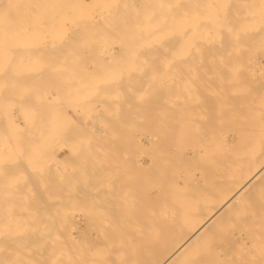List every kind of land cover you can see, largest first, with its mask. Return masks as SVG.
<instances>
[{"label":"bare ground","instance_id":"bare-ground-1","mask_svg":"<svg viewBox=\"0 0 264 264\" xmlns=\"http://www.w3.org/2000/svg\"><path fill=\"white\" fill-rule=\"evenodd\" d=\"M8 1L10 2L12 0H8ZM17 1H19V0H17ZM33 1L34 2H32V4H31V2H29V0L27 1L26 4L24 3V0H20L19 1L20 3L17 2L20 5V7H19L20 9L17 8V9H19V11L16 9V12L18 11L20 13L17 14L15 12V14H16V16H18V15L20 16V20L22 18H24L26 20V18H25L26 16H24V14L26 13V15H27V12L29 10L31 11V9H33L34 7H37V9L39 8L38 6L40 5V3H38V2H40L41 0H39V1L33 0ZM46 1H48L51 4L54 3L55 7H56V4H55L56 2L58 3V5H60L57 7H60L61 10L63 9L64 11H61L59 8V10H60L59 14H62L61 19L64 18L63 20H65V18H66L65 21H67V17H68V16H66L67 11L72 10L71 11L72 15L75 13L73 15V18H74L75 15L77 17V14L79 12L82 13L81 10H83L80 8L78 9L77 7L86 8V7H82V5L85 3H82V4L80 3L81 4V6H80V4L78 5V2H77V6L74 4L72 6V3H75V1L71 3L72 0L69 1L70 3H68V4H67V2L65 3L67 5L71 4L70 5L71 7L64 5L66 7H69L68 10L65 7L61 6L63 4H59V0L58 1L54 0L53 3H52V0L51 1L46 0ZM61 1L63 3V0H61ZM80 1H82V0H80ZM97 1H99V0H96V2ZM116 1L117 0H114L115 5L117 3ZM133 1H132V3H133ZM182 1L183 0H180L179 3H177L176 5L168 4V3H161L160 4V2H159V4H155V5H154V3H147L145 5L146 7H149V8H157L159 11H160V9L166 10V11H162V12H159L158 10H156L157 12H153L154 16H155V14H157V15H160L161 18L159 19V21H157V20L150 21V24H153V26L149 25L151 28H148L146 26L148 28L147 30H149L147 32V30L145 29V31H146L145 35H147L146 36L147 38H149V37L151 38L150 35H152V33H153V35L154 34L156 35L157 34L156 32L158 30H160L159 28L163 27L162 30H163V32H165L163 34L164 35L166 34V37L169 36V35H167V32H170V31L173 32L178 28V30L181 29L180 32L182 31V33L179 35L180 37L182 36L180 39H185L184 38L185 34H183L184 33L183 30L190 29L191 27H193L195 25V23H196V25L198 24L199 26L197 25L198 26L197 27L195 25L194 27L196 29L191 28V30H189L188 32L198 30L197 33H199V31L202 30V32H204L203 30H205V32L203 34L206 33V36H208L207 33H209V32H206V30H207L206 26L208 27L210 22H213L216 20L214 15L216 14V17H217V13L212 15L213 11L211 9L207 10L208 13L207 12L206 13L209 14L210 21H204V19H200V17H198L199 15H196V14H199V13H197L199 11H203L202 9L199 8V7L202 8V6L200 5L201 2L199 3V1L198 2L196 1L197 5L195 6L196 3H195V1L192 0L193 2H191V3L193 4V7L195 6L194 8L196 9V7H197V9H199V10L197 12L192 10L193 9L191 6L192 4H189V6L192 9L191 8L188 9L189 10L188 12L192 11L193 13H190V15L193 14L192 15L193 19L197 16L196 19L200 20V21H197L195 19L194 20L191 19L192 23H194L193 26H191L192 24H191V21H189V19L192 18V16H189V14H188L187 17L189 19L185 18L187 13L184 11V9L185 8L187 9L188 5H186V3L182 2ZM189 1H191V0H189ZM234 1L235 0H233V2H231L230 0H227V2L222 1L221 3L224 6L227 5V11L230 8V10L228 11V12H231L230 14H232V13L233 14L235 13L234 15L237 14V16H235L236 18L238 17V15L240 17H242V14H241L242 12L240 11L241 12L240 13L238 10V8H240V7H238V4L236 5L235 4L236 2H234ZM103 2L105 3V1H103ZM118 2H119V0H118ZM258 2L260 4H258L257 7L258 8L261 7V8L258 9L255 7H249V9L251 8V10L254 8L253 9L254 13H252L253 11H251V10H249V12L247 11L248 13L246 12L247 15L245 12H243V15L245 14L246 17L247 16L248 17L253 16V19H255L254 16L257 17L255 20H252V21H254V23L253 22L251 23L249 20L252 18L247 17L248 18V21H247L246 20L247 18L245 16H243V18L245 17L246 19H241V18H240L241 20L237 19L240 22L242 21L243 24H245V25L240 26L241 28L243 26V28L239 29V26H238L239 30L238 29H236V30L232 29L230 34L228 33L230 31H228V32L225 31V30L229 29L228 27L226 28V26L228 24L227 25L225 24L226 26L224 28H219L220 25L216 24L218 26V29H220V32L225 31L224 33H227V36H226V34L223 35L222 32H221L222 35H220V36H217L216 35L217 33H214L216 35V37H214L215 36L214 34L212 36L210 35V38H212V40H213V38L215 39V41L217 39H219L220 42L217 40V44L214 40H213L214 42L212 41L213 44H212V42L209 43L210 41L206 40V36L203 35L202 33H201V35L203 37L204 42L206 40L208 43H206V42L204 43L201 36H200V40L202 42H200V41L197 42L196 40H199V34L197 35L198 37L197 36L193 37V38L196 37L195 41L191 40L192 41L191 42L188 40L189 41L188 42L187 36H186V40L185 41L183 40L182 43L181 42L179 43V40H178L179 37L177 36L178 38H175L176 36L175 37L172 36V34L170 32L169 34H171L170 36H172V37H170L168 40H166V42H165V40L164 41L160 40L161 44L159 42V44H160V45L158 44L159 46L155 45V47L156 46L158 47V48H156V50L153 49V51H150V49H149V51H148V49L144 50V49L140 48L141 50H143V51H140V52H142V54H138L135 52L136 53L135 55L138 57H136V56H133V57L137 58L138 61H139V59H138L139 57H141V58H144V56H148V57L151 56L152 57V59L142 60V62H144L146 66H147V64H149V66H150L151 63H152V65L156 66L155 65L156 61L154 63V60H153L154 57L153 56L154 55H155V57L159 56V58L162 59V57H160V55H161V56H163L162 62L169 64L168 66H170V70L172 72L174 71L177 73V75L175 74L174 78H168L169 81L171 79V82L167 83V81H166L165 84H161V87H159L160 86V84H159L158 85L159 89H157V87L153 88L154 87L153 84L155 85L156 83H148L151 81L149 78H152L154 76H151L149 74H147L148 75L147 76L145 74L149 79V81H147V77L145 76V79H144L146 81L145 84L148 83L147 86L150 85V87L148 86V88H146L148 90V93L144 94V95L147 97V101L144 102L143 106L145 108L144 107L143 108L147 112L146 118L148 119L149 123L147 120L143 121V122L148 123L145 128H150V127L155 126V127H157V129L159 131L156 130V132L158 131L156 137L154 136L155 134L153 136L151 135L153 133V131L155 130L154 128H153L154 130L152 129V133H149L150 130H149V132H146L145 134L143 133L144 138H145L144 145H142L140 143L139 148L141 150V147H143L144 152H145L144 153L145 154L144 166H142L140 163H138L139 166L137 164L132 165L134 168L139 167V172L140 171L144 172V176H143L144 180L142 183L143 185H144V183H146L145 187L142 185L144 188L143 191H145V192H142V193H144V195H142V196H144V223H143L144 226L142 227L139 225L138 228H135V227L131 228V226H133V225H131V222L136 223L137 225L141 223V221H140L141 219H139V217L142 216L141 215V213H142L141 212V206L142 205L140 204V202L138 203V205H136L134 203L135 200H134V202H132V201L130 202L129 200L127 201L126 200L127 197H125V195H129V193L130 194L135 193L139 189V186L141 185L142 181L138 178V176L137 177L134 176V174H133L134 172L132 173V175H129V173H122L119 171V172H115L113 174V177L109 176L108 178H106L102 181H100V180L96 181L95 178L92 179L94 173L89 171L93 166L92 163H94V162L91 163L92 166L89 164V161L91 160L90 156L92 155L91 152H89V151L93 150V145H91L92 139L91 140L89 139L90 142H87V143L83 144L82 146H80L81 142L77 143L76 142L77 140L75 141V139H74V141L76 142V143L75 142L74 143L77 146V149L75 150V152H76L75 156H77L76 157L77 160L80 159V161H78V162H81V163L78 166H80V168H82V171L77 172V170H76V174L78 177L81 174V177L77 178L78 180H76V183H79L80 185L77 187H70V185H68V188L66 190V187L64 188L65 185H63L65 182L67 183L65 177H64L65 181L60 180L62 182L64 181L63 184H62V182L60 183V182H58L59 180H57L59 185L60 184L63 185V187H62L63 190L62 189L61 190L66 191V195L62 193V195H64L63 199H65V201H66V202H64V204L65 203L67 205L70 204L72 206L71 208L73 210H75L74 206H76V210H75L76 215L74 214L75 212L73 210H69L70 212L71 211L73 212L72 218H71V215H68L69 216L68 218L69 219L71 218L70 222L68 221V218L65 219L66 222L62 219L66 223L65 224L62 221V223H64L65 227L69 223L68 227L64 228V226L59 227L60 225H57L58 224V221H57L58 218H59V221L61 220L60 218H63L62 215L59 216V214L61 213V210L59 211L57 209L59 207L58 205H60V203L63 202V199H61V195L59 198L62 200V202H60V201L58 202V200H57L56 201L57 203H54L55 201H53V199L56 197L53 198V196L52 197L50 196V198H53L52 199L53 202L51 201L52 203H50V204H52V206H50V207H52V209H53V211L51 212L52 217L49 215V216H47V218L48 217H50V218H48L45 221H42L41 216H43V215H41V216L39 215V217H37L38 216L37 214H39V212L43 211V209H41V207H40L41 204L46 203L48 201L46 199L48 197H46L44 194H43L44 196H42V198L39 195H38L39 197L37 196L38 199L36 198V200L38 202L37 204L40 205L39 211L36 212L37 214L35 212L33 213V210L31 211L32 215L28 211L26 214H24L26 212V209L29 210L28 206L32 207V205H34V204H32L33 200H34L33 198H35L36 196L35 197L30 196L29 197L26 195L32 191V196H33L34 195L33 192L35 189H36L35 192H37V189L39 188V186H36L38 184H34V182H35L34 180H36V179H33L32 183H33V185H35L38 188L31 187V180H29L30 177L27 176L29 178L28 181H30V183H29L26 180L27 177L25 176V178H22L20 180V182L23 181V184H21V186H23L24 188L20 187L19 186L20 182L17 181L16 182L17 184H14L15 186L13 185V188L8 190L10 188V186L7 189L6 185H11V183L9 182L10 180L7 181L6 177H4L6 180L4 178H1V177L5 175V172L8 173L12 169H13L12 170L13 172L15 170L14 174H16V168L18 169L16 175L21 174L23 172L22 171L23 167L25 166V164L27 165L28 163L34 164V166L32 165L33 167L30 166V164H29V166H30L29 168L33 169L32 173L30 171V173L32 175L33 172H36V171H34V170H36L34 168L38 167V165H37V167H35V165L39 164L37 162L40 161V159H39L40 151H44L43 154L48 155V157L50 155H53V154H50V155L47 154L48 151L45 153V150H47V149H45V150H42V148L39 149V146H38V151L36 152L37 156L35 154L32 155V152H30V151L32 149L35 150V148H37L34 146L42 143L38 139H41V140L44 139L45 140V137H44L45 133L47 135V138L49 137V134H50V138H51L50 140L51 141H49V143L52 142L51 144H53V142H55V140L59 139V137L64 139V137L66 136V133H68V132H66L65 129H63L61 126H59L60 124H62L65 121H63V122L61 121L60 123H58V121L60 119L59 118L57 119L58 116L56 117V115H58L59 111H60V113H59V115H60L61 111L63 110V108H62V110L59 109V107H61V106H59L60 104L58 103L57 107L51 105V106H53V107L50 106L51 108L48 107L47 106L48 104H47L46 107L48 109L45 108L44 110H41V109H43L45 104H44V106H39L40 105L39 103L33 104L31 101L33 99V97H32L33 93H31L30 91H31V88L33 89V87L40 86L39 85L40 83L44 82L43 85L41 84V86H43V87L45 86V88H46L49 83L51 84V82H52L53 83L52 85H54V84L58 83V82H56V80H59V79L61 80L63 78L60 76H54L53 75L54 72L52 73V71H55V72L58 71L59 74H61L60 72L62 71L64 73V70H65V72H66L65 76L67 75L68 72L70 73L72 71L74 73L72 68H68V66L71 67V65H72L71 62L73 60H71V58L66 59L71 64V65L67 64L68 62L66 61V65H68V66H65V68L67 67V69H65L63 67L61 69H58L59 63L61 65L65 64V63H61L59 61H57L55 63L58 65V66H55V68L57 67V69L51 68L52 66L50 67V65H49V67H46L47 65L45 66V64H47V63L50 64L51 62H55L57 57H60V59H61L62 58V51L66 50L68 47H70V48L74 47L76 49V47L83 46V45H80L78 43L73 45L72 43L75 39H73V41H72V38L70 37L72 35L68 31L69 34L65 36L66 38L64 37V39L69 43L67 48H66V44H65L66 41L63 39L65 42L63 44H65V45H60V46L61 47L65 46V49L60 50V49H62L61 47L60 48H58V47L53 48V46H52L51 47V48H53L51 50L52 52H48V54L45 53L44 51H42V49L40 50V47H43V48L47 47L46 44H48V43H47V40L45 41L43 39L44 36H42L43 34L41 35V31H46V33L47 32L51 33L54 30H57V29H54V30L52 29L53 31H51V28L48 27L47 25L46 26L48 28L47 27L46 28L40 27V24H42V23L44 24V22L46 20H48L47 23L49 24V26H52L51 24H53V23L55 24V21H53V17H52V19L51 18L47 19L46 16H48V14L46 15V13H45L47 11V9H45L46 7H44V9L46 11L43 14L44 15L43 19H41V17L40 18L38 17V19H36L35 22L33 23L31 20H33V18H34V16H36V14L31 19V17L33 15L32 12H31L32 15H31L30 19H28V17H27V19L30 21L26 20L25 22L30 24L31 26L33 25V29L31 28V31L27 28L19 27L20 26V22H19L20 20L18 21L19 26H17V28L18 27L19 28L18 29L16 28L14 30L13 27H12L13 29L9 28L10 25H7V26H9L8 28H6L3 25L7 24L8 20H10L7 18L8 16H10V17L15 16L13 13V10H15V9H12V11H11L12 15H11V13H8L10 9H7V8H10V7L9 6L7 7V2L4 1V4H3V1H2L3 6L2 5H0V6H1V8L3 7V10H0V12L3 11L4 13H3V16H2V13H0L1 14L0 18L2 20V21H0L2 23V26H0V129H4L7 126V128H6V130H7L12 125V127H14L15 129L18 130L20 128V130L19 131L16 130L15 133L18 132V134H14V133H11L12 132L11 131L12 127H11L10 128L11 130L9 129L7 131L8 138H7L6 130H0L1 131L0 134H2V135L5 134L4 137L6 138V139L3 138L4 141H2V143H0V144H4L3 145L4 147L0 148V150H2V151H0V190H1V193H3V195H0V203H1V200H3V202H4V199H5V202H6V200L7 201L10 200V202L17 200V201L13 202V203L17 202L13 205L10 204V202H8V203L6 202L7 205H3L5 203H2V204H0V208H2V209L4 208L6 210L8 209L5 212L7 213V215L10 214L11 218L13 217L12 219H14V222H18L19 219L20 220L22 219L21 217L18 216L19 212H20V215L22 213L23 218L26 219L25 216L26 215L28 216L29 219H26V220H28L29 223H33V224L34 223H41V224H44L45 228L40 229L37 227H34V228L27 227V229L25 231V227H21L20 229H16L14 227H12V228L3 227V230L8 232L7 236H5V239H8V240L2 241L3 237L0 236V240H1V242H0V264H243V262L238 259L242 255L240 253L241 250L240 251L237 250L238 247L240 246V244L238 242L235 244L233 243L232 247H230V248L234 247L237 251H233V253H235V254H233V256L231 258H228V259L225 258V253L222 252L221 249L219 250V247L217 250H216V248H213V249H215V251H212V250L207 251L206 249H208L207 248V247H209L208 245H210L212 242L214 243V241H212L213 239L209 240L210 238H212L214 236L213 234L215 233L214 238H216V233L218 231L222 230L225 227V225L228 224L229 222H231V221L233 222L234 219L232 220L231 218L236 217L237 218L236 222L241 223V224H239V226H240L243 223L246 224V222H249L250 219L249 220L245 219L246 216L252 215L254 217L253 220H255V218L258 217V216L256 217L257 214L263 213V215H264V63L261 61H257L256 63H252L251 65L248 64L249 66H246V65L243 66L244 64H246V61L239 59V57H243V55L245 54L244 50L247 48L249 49V47L245 48V47H243V45H241L243 40H250L249 42H251L253 39L258 40L259 43L253 41V43H255V45L251 46L250 44L252 42L248 45H250L251 48L254 46V50H255V46L257 44L256 48L257 47L260 48L259 50L264 54V11H263L264 9H262L264 6V2L262 0H258ZM132 3H131V5H133ZM12 4H14V3H12ZM46 4H47V2H46ZM111 4H113V0H112ZM119 4H117V5H119ZM245 4H247L246 1H245ZM122 5H123V3H122ZM223 5H221V6H223ZM15 6H16V4H15ZM84 6H86V5H84ZM109 6H110V4H109ZM129 6H127L128 7L127 11H129V9H130ZM209 6L210 5L208 3V8H209ZM249 6H251V5H249ZM252 6H253V4H252ZM16 7H18V5ZM72 7H73V9H72ZM119 7H120V5H119ZM119 7L117 6V8H119ZM174 7L178 8L179 11L178 12L171 11ZM242 7L245 8V7H247V5H244V6L242 5ZM11 8H14V6ZM232 8H235L237 10L233 9L234 11L232 12V10H231ZM37 9H35V10L33 9V10L36 11ZM74 9L76 11H74ZM115 9H116V6H115ZM240 9H242V8H240ZM38 10H40V8ZM65 10H67V11H65ZM78 10H79V12H77ZM113 10H114V7H113ZM121 10L122 9H120L118 11L115 10V11H117L116 13H114V12L110 13V16L112 15V17H110V18H112V19H109V17L107 16L106 17L107 19L106 18H105V20L103 19L104 22L103 21L100 22V20H102L101 17H99V16L93 17V16H91L92 14L91 15L88 14V16L89 15L91 16V17H88V18H90L89 21L92 19V22L90 21V23L86 22V21H88L87 20L88 18L85 19V16L82 18H84L86 21L84 19H83V21L80 20V19H82L80 16L77 17V18H80L78 20L77 19L75 20V18H74V21H75L74 25L77 26L76 28L74 27L75 29L73 28L74 34H76V37L79 38L80 41L81 40L82 41H90L91 40V42H92V39H94L92 36H93V34L95 35V33H97L96 31H98V25L100 27L101 24L104 23L103 25L105 26V23H106V26H107V24L109 22V24H112V26H113V23L116 24L117 27L113 26V29H112V26L103 27L104 29L103 30L101 29L102 31L99 30L98 32H101V34L105 30H106V32H108L107 29H109L108 27H110L109 32L113 33L114 31L117 32L119 29L121 30V28H118V27H121V26L125 27L126 26V28L123 27V29H125V30L121 31L123 33L122 35L124 36L126 29L128 31L129 24L127 21H129V19H130L129 17H131L130 16L131 13L128 14L129 17H127L128 15H125L124 12L121 13L123 11V10L122 11ZM243 10H245V9H243ZM223 11H224V9H223ZM228 12L226 13V11H225L226 14L223 15L224 16L223 18L228 17V15H227V14H229ZM236 12H238V13H236ZM194 13H196V14H194ZM203 13H201V14H203ZM8 14H10V15H8ZM80 14H78V15H80ZM207 14L205 16H207ZM248 14H250L251 16ZM83 15H86V14H83ZM83 15H81V16H83ZM225 15H227V16H225ZM37 16H38V12H37ZM174 16H176V17H174ZM169 17H171V18H169ZM68 18L71 19L69 21V23H71L73 21L72 20L73 18H71V16H69ZM93 19H95V20H93ZM220 19H222V17H220ZM107 20H109V21H107ZM211 20H213V21H211ZM225 20H226V18H225ZM51 21H53V23H51ZM193 21H195V22H193ZM227 21H228V19H227ZM29 22H31V23H29ZM187 22H188V24H187ZM255 22H256V24H255ZM22 23H23V21H22ZM99 23H101V24H99ZM135 23H138V20L136 22H134L133 24H135ZM248 23L250 26H253V24H255V26L257 27L254 29V32H252L253 35L252 34L250 35V32L253 30H251L252 28L248 25ZM130 24L132 25V23H130ZM177 24H178V27L176 28L175 26ZM179 24L181 25V27H179L180 26ZM185 24H187V26L190 28H188ZM182 25H184V26H182ZM213 25H214L213 27L215 29L212 28V24H211L209 26L208 30L217 31L216 25L215 24H213ZM222 26H224V25H222ZM182 27H183V29H182ZM115 28L118 30H116ZM131 29H132V27H131ZM131 29H129V31H131ZM223 29H225V30H223ZM61 30L66 31L63 29H61ZM139 30L137 29L136 31L138 32ZM233 30L235 31L234 36L232 33ZM243 30H244V32H243ZM49 31H51V32H49ZM60 31L57 30L58 33L55 31V34L57 33L55 36H58V34H60L59 33ZM127 31H126V33H128ZM237 31H238V34L241 31L239 35L236 34ZM10 32H12V33L14 32V33L13 34L11 33V35H10L9 34ZM141 32L144 34V30H141L138 33H141ZM195 32H192V33H195ZM119 33H120V31H119ZM119 33H118V35H116V37L118 36L121 39V37H123V36L121 35V33L120 34ZM129 33H128L129 35L125 36L126 40H123L125 37L122 38V40L124 41L122 44L123 45L125 44L121 48L122 51L123 50L125 51L124 48H128V49H126V50H128L127 52H129V50H130L129 49L130 45H129L128 41L131 40L129 36L132 33L131 32H129ZM142 33L140 35H137V37H135L134 41H137V42L144 41V39H146V37ZM174 33H176V32H174ZM197 33H195V34H197ZM176 34H174V35H176ZM8 35H10V37ZM104 35L107 37L106 33L103 34V37H104ZM119 35H121V36H119ZM186 35H187V33H186ZM190 35L191 34H189V36ZM48 36H49V34H48ZM55 36H53V37H55ZM59 36H61L63 38L62 35H59ZM189 36H188V38H189ZM11 37H13V38L17 37L15 39L12 38V40L13 41L18 40V41L17 42L16 41L15 42L10 41L9 39ZM39 37H41V38H39ZM97 37H98V34L96 35V38ZM99 37L100 38H98V41H99V39L101 40V36H99ZM103 37H102V41H100V42H103ZM109 37L110 36H108V38L107 39L105 38V39L111 40L112 37H110V38ZM232 37L234 38V41H236V42H238L237 40H241L240 43H238V44H239V47L242 46L244 48L243 49L241 47V49H240V50H242L241 51L242 53L240 51H238L239 48L238 49L236 48L237 50L234 53H232V51H230L234 47V46L233 47L231 46V44H233L234 41L232 40L231 42H233V43L230 42L231 44L226 42V41H230V39H232ZM127 38H129V39H127ZM158 38L159 37H157V39L156 38H154V39L158 40ZM29 39H31V41H32V43H30V44L28 42ZM38 39L39 40L43 39L46 42V44H45L46 46L45 45L42 46V45H40V43L37 44ZM160 39H161V37H160ZM163 39H164V37H163ZM189 39H191V37ZM43 40H41L40 42H44ZM106 40H104L103 44H105ZM176 40L178 42H176ZM71 41H72V43H70ZM7 42H9V43L13 42V44L15 43L14 45H16V46L12 45L13 47H15V49L12 47V50H11V48H10L9 44H7ZM76 42L74 41V43H76ZM94 42H95V39L93 41V44H95ZM150 42H151V40L147 44H150ZM162 42H164V43H162ZM184 42H186V43L191 42L192 45H190L191 44L190 43L189 45L187 44L188 45L186 47L187 49L183 48L186 46V43H184ZM194 42H195V45H194ZM196 42H197V44H196ZM153 43H155V42H153ZM198 43H201V44L199 45ZM202 43L205 45L206 44H208V45L205 46V45H202ZM137 44H141V43H137ZM177 44L179 45L180 48L179 49L175 48V50H176L175 51L174 47H178ZM209 44H211V45H209ZM238 44L236 43L237 47H238ZM242 44H244V43H242ZM8 46H9V50L7 51ZM145 46H146V44H144L143 47H145ZM148 46H146V47H148ZM151 46L152 45H150V48H152ZM191 46H192V48H191ZM244 46H246V45H244ZM83 47L88 48L87 45H85ZM130 47L132 48L133 44H131ZM153 47H154V45H153ZM193 47H195L196 49L194 50ZM206 47H209L210 49H208ZM1 48H3V49H1ZM70 48H69V50L65 51V53L67 52L66 53L67 55H70L73 53L72 51L77 50V49L75 50L74 48H73V50H71ZM112 48H114V47H112ZM251 48L248 51H251ZM190 49L193 51H191ZM204 49L206 52L202 51ZM206 49L209 51H207ZM132 50H133V48H132ZM188 50H190V51H188ZM254 50H253V52H254ZM257 50H255L254 53L257 52L259 56L263 57L264 55H260L261 52H259V50L258 51ZM100 51H101V49H100ZM106 51H107V49H106ZM233 51H234V49H233ZM77 52H80V50ZM107 52H109V51H107ZM127 52H126V55L128 54ZM43 53H45V54H43ZM97 53H96V55H97ZM143 53H144V56H143ZM249 53H251V52H249ZM66 54H64L63 57H65V58L71 57V56L67 57ZM124 54H125V52L123 53V55ZM246 54H248V52H246ZM108 55H110V54H108ZM112 55L114 56V54L111 53V57H112ZM123 55L121 54V56H123ZM169 55H170V57L176 55L173 58H176L179 55V56H181L180 57L181 59H175V60L174 59H168ZM195 55L198 58L196 57L197 58L196 60L191 59V58H194L192 56H195ZM42 56L43 57L46 56L48 58L46 60H45V58H43V60H42V58H41ZM3 57H5V58H3ZM8 57L11 60L8 59ZM125 57H127V56H125ZM128 57H130L129 54H128ZM133 57H130V60H135ZM204 57H206V58H204ZM65 58H63V59H65ZM97 59H98V57H97ZM247 59H248V57H247ZM57 60H58V58H57ZM92 60L93 59L91 58V60H89V62H91ZM119 60H121V59H119ZM127 60H129V59H127ZM137 60L130 61V62L131 63L134 62L133 63V65H134L135 63H138ZM122 61L126 62L124 60H121V61L116 60V62L123 63ZM140 61H139V63L143 64ZM159 61H161V60L159 59L157 62H159ZM63 62H65V61H63ZM82 62L84 63V61H82ZM82 62H80L79 65H77V64H75V65H77V66L81 65L82 66L83 65ZM130 62L127 63V64H129V66L132 65V64H130ZM74 63H75V61H74ZM76 63H77V61H76ZM110 63L111 64H109V66L107 68H100L99 71L97 70L98 69L97 67H96L97 71L96 70L93 71L92 69H88L86 66H85L86 68H82V69H77L76 68L77 66H76L75 67L76 70L74 69L75 70V76L71 77L70 75H68L69 77H67V76H66L67 78L64 77V78H66L64 80H67V83H66L67 87H68L67 92H62V93L59 92V94L57 93L58 95H61V96L64 94L66 95V97H67L66 99L68 100V102L66 103V106L68 103H70L72 101L70 103V105L68 104L70 106L69 108H73V106L75 107V104H77V105L79 104V106H77V108L78 107L80 108V106H82L85 108V110L86 109L88 110L89 107H90V109H92L91 107L95 106L94 103H97V104H100V107H102L104 109L103 113L105 112V115H106V112H107V114L112 113V114H108L109 116L108 115L104 116L103 113L102 114L98 113L99 120H97V121L101 123L100 128L105 127L104 129H106L107 133H108V130L110 129L109 130L110 135L108 134V136H105L107 134H106V132H104L105 130L103 129V133H105L104 134V140L106 137H107L106 140H108L110 137H112V139H113V136L115 137V135L117 134L116 132L118 131L117 126H119L120 123L118 125H116L115 130H113V127L115 126L116 122L117 123L120 122V120H118V119L123 118V120H124V118L127 117L126 114L128 111L125 114L122 107L125 106L123 108H126V106L129 103V102L128 103L125 102L126 98L128 99V97H126L125 99L123 98L124 102L118 100L119 103L121 102V104H123V105L120 104L121 105L120 106V105H118L119 103L116 104V102H118L117 99H120L121 96H123L122 94H124V92L123 93L117 92L120 95V98H119V96L115 92V91H119V90H114V87L115 88L119 87L120 86L119 83L126 86V83L124 84L123 80L121 81V78L124 77L125 80L127 79L126 81H130V78H128L129 76L131 77L130 70L127 66L129 72H126V71H128V70H125V69H127V68H125L126 65L124 67H121V65H120L119 66L120 69H116V67L114 66L115 70H117L118 73L120 74L119 76H121L120 80L118 79L119 77L118 78L115 77L116 79H114V80L116 81L118 79L119 81L117 80L118 84H116V83L114 84V82H113L114 80L112 79V78H114V76L112 75V78H110V76H111L110 73L112 70H114V67L112 70L109 69L110 65L112 66L114 64V62L112 63L110 61ZM121 63H119V64H121ZM247 63H248V61H247ZM2 64H3V66H2ZM6 64H8V65H6ZM240 64H243V65L239 66ZM9 65H11V66L9 67ZM123 65H124V63H123ZM133 65H132L133 69H131L133 74H135V73L140 74L141 72L146 73L148 71L151 72L152 70L156 69V68H154V66L151 67L152 66L151 65L150 67L145 66V67H143L144 69L141 68L139 70H136V69H134V67H136L138 64L137 65L135 64L134 66ZM72 67H74V66H72ZM166 67H167V65H166ZM121 68H125V69H121ZM150 68H152L151 71L147 70ZM76 71H79V73H78L79 75H80V73L82 74V72L84 75L76 76V74H77ZM121 71L126 75H127V73L130 75L129 76L121 75V73H122ZM160 71L162 72V70H160ZM165 71L163 70V72H165ZM58 72H56V73H58ZM93 72L106 73V74H109V76L106 74H104V75L101 74L102 76H98L100 73L97 76H93L92 75ZM49 73L51 76L49 75ZM143 73H142V76L144 75ZM111 74H114V73L112 72ZM139 74H138L139 77L135 78V76H133L131 80H133V79H134V81H135V79L140 80V78L142 76H140L141 74L140 75ZM116 75L118 76V74H116ZM158 75H160V73L156 74L157 77H158ZM73 78L75 79V81H77V79H80V80H83L84 82L82 83V81L79 82V80H78L77 83L75 82L77 84L76 85L74 82L69 80V79L73 80ZM94 79L95 80L99 79V81L103 80V82L105 79H107L106 81H108V80L110 81V79H111V81L113 80L112 81L113 83L111 84L108 81V84H110V85H107V84H105V82L104 83L102 82L104 86L105 85L108 86L107 87L108 89H107L103 85L101 86V82L99 83L100 84V87H99L98 86L99 84L97 83L98 84L97 85L95 83ZM154 79H156V78H154ZM185 79H187L188 81H191V82H189V84H186ZM90 80H92L91 82H93V80H94L93 84H96L94 87L92 86V83H90ZM86 81H88V82H86ZM45 82L47 83V85ZM78 83H81L82 86H81V84H80V86H78L79 85ZM89 84H91V85H89ZM185 84L189 85V86H187V87H189V89L187 88L188 91L186 89ZM111 85H113V86L115 85V86L112 88ZM54 86L52 88H54ZM91 86L93 87V89H92L93 91L100 94V95H98L96 93L97 94L96 99H94V97H96L95 96L96 94H95V92H93L91 90V88H92ZM96 86H98L97 89H94ZM59 87H61V86H59ZM63 87H65V86H63ZM109 87L112 90H114L115 94L118 96V98H116V100H114V99L112 100L113 102L116 101L114 103L107 100V98L110 97L112 94H114V92L110 93L109 95L108 94H104V95L102 94V93H106L107 90L109 92V89H110ZM128 87H129V85H128ZM47 88H49V87H47ZM104 88H106V92L102 91V89H104ZM120 88L122 89V87H120ZM149 88H151L150 91H149ZM41 89H42V87H41ZM123 89H124V87H123ZM79 90H81V91H79ZM89 90L91 92H89ZM127 91H126V93H127ZM170 91H171V93L174 91L177 92L178 100L176 101V103L173 101V103L171 102V103L160 104V102H159V104H157V103H154V101H151V99L154 98L153 97L154 95L157 96V94L158 95L162 94V95L166 96V94L168 95L170 93ZM186 91L189 92L188 96H186L187 95ZM40 92H42V91H40ZM129 92L132 94V96H134L136 94L135 92L132 93L133 91L132 92L129 91ZM89 93H94V94H93V96H91L92 94L89 95ZM126 93L124 95H126ZM130 93H128V94L131 95ZM101 94H102V97H100ZM73 95L77 96V98L75 97L76 100H75V98H73L74 97ZM129 95H126V96H129ZM144 95H142V97ZM79 96H81V97H79ZM106 96H107V98H106ZM117 96H114V98ZM136 96H138V95H136ZM139 96L141 97V94ZM145 96H144V100H145ZM31 97H32V99H31ZM69 97H71L72 100ZM103 97H105L108 102L107 101L105 102ZM78 98H79L78 103H76ZM134 98H136V97H134ZM66 99H65V101H66ZM108 99L110 100V98H108ZM123 99H121V100H123ZM35 100L39 101L40 99H38L36 97ZM90 100H94V101H90ZM129 100H131V99H129ZM132 100H134V99H132ZM157 100H158V97H157ZM58 101L60 103L61 102L64 103L63 100L62 101L58 100ZM73 101H75V102H73ZM138 101H139V99H138ZM55 102L56 101H54V103ZM91 102L93 105L91 104ZM72 103H73V106L71 105ZM124 103H125V105H124ZM90 104H91V106H90ZM130 104H131V102L129 103L128 106H130ZM42 105H43V103H42ZM67 107H66V109H67ZM111 108H115L113 111H115V110H117V111H115L113 113ZM46 109L48 111L50 109V114H48L49 112L46 111ZM75 109L76 108H74V111H75ZM127 109L129 110L128 107H127ZM127 109H125V110H127ZM119 110L123 114V117H122V114L119 112ZM131 110L132 109H130L129 111H131ZM2 111H3V113H2ZM5 111H7L9 113L6 114L7 112H5ZM13 111L14 112L17 111L18 114L21 115L20 120L24 122V123L21 122L22 124H26L29 122L30 125L28 124V127H29V129H31V133H30L29 129H28L29 130L28 131L27 129H23L24 127L21 128L20 123L16 122L15 117L17 115L15 116L14 113L12 114L11 112H13ZM39 111H41V112H39ZM42 111L44 113L47 112V115H50L49 119L47 117L46 118L43 117L44 114H42ZM56 111L58 112L57 114H56ZM74 111H73V113H76L77 110L75 112ZM62 112L64 114L65 109ZM142 112H143V110H142ZM80 113H82V112H80ZM117 113H119L122 118ZM130 113H132V111L129 112V115H130ZM135 113H137V111ZM63 114H62V118L65 117L66 121L70 120L71 123L74 122L71 117L68 118L65 115L63 117ZM133 114L134 113H132L130 116L135 118L134 117L135 114L134 115ZM4 115L5 116L7 115V117L5 119H3L4 117H2ZM79 115H81V114L78 113L77 116L79 117ZM112 115H117V117L116 116L112 117ZM60 117H61V115H60ZM95 117L96 116L93 117V116L87 115L88 123H90V122L93 123L92 120L96 121ZM109 117L114 118V119L116 118V120H118V121L115 122L114 119H111ZM62 118H61V120H62ZM108 118H109V120H107ZM136 118L141 119L140 117H136ZM143 118H145V117H143ZM110 119H111V122H113V121L115 122V123H113L114 126L112 123H111L112 125L110 124V122H109ZM135 119H133V121H135ZM106 120L108 121V123L106 122ZM141 120L135 121V122H139V123L141 122L142 123ZM155 120L159 121V123L157 122L158 124L156 123V125L151 123V121H155ZM129 121H132V119ZM133 121H132V123H133ZM70 122L67 121V122H65L64 125H66L68 123V125L70 127V125H71V124H69ZM128 122H127V124H129ZM132 123L129 124V126L131 125V128L135 129L137 126L134 127V125H132ZM68 125H67V127H68ZM73 125H75V123ZM76 125H77V123H76ZM86 125H87V122H86ZM135 125H136V123H135ZM25 126L27 127V125H25ZM31 126H32V128H30ZM87 126H89V125H87ZM124 126H122V127H124ZM126 126H128V125H126ZM58 127L62 128V129H60V131H58L57 130ZM120 127H121V125H120ZM142 127L144 128V126H142ZM142 127L139 125L138 129L141 128L140 130H142ZM71 128H72V126H71ZM92 128H93V126H92ZM107 128H109V129H107ZM116 128H117V130H116ZM22 129L25 130L27 134L23 133L24 131ZM134 129L132 130L133 133L135 131ZM128 130H130V127ZM140 130H139V132H140ZM3 131H4V133H3ZM113 131H116V132L113 133ZM120 131H122V129ZM91 132L94 135L93 131H91ZM91 132L88 131L87 134L91 133ZM94 132H95V130H94ZM112 133L113 134L116 133V134L113 135ZM10 134L13 135L14 140H15L14 137H16L15 141L10 140V139H12ZM118 135L120 136V134H118ZM71 136H73V135L71 134ZM88 136H90V134H88ZM9 137H10V139H9ZM39 137H41V138H39ZM82 137H83V135H82ZM99 138H101V139H98V138L97 139L100 140L99 143H101L103 140L102 136L99 135ZM120 138H121V136H120ZM24 139H26V140H24ZM53 139H55V140H53ZM97 139H95V141ZM1 140H0V142H1ZM119 140H121V139H119ZM38 141H39V143H38ZM109 141L112 143V145L114 143L111 140L105 141L106 145H108V147L111 145V143ZM114 141H115V139H114ZM23 142H27L28 145H26L27 143L26 144L24 143V145H23L22 144ZM58 142H59V140H58ZM118 142L117 143L120 144L122 142V140H121V142L120 141H118ZM71 143H73V142L71 141ZM94 143H96V142H94ZM133 143H135V142H133ZM42 144L45 145L44 142ZM103 144H105V143H103ZM75 145L74 144L72 145V146H74V149H75ZM23 146H26L28 149L31 148V150L29 151L31 154L28 151L25 152ZM28 146H30V147H28ZM121 146H122V144H121ZM111 147H110V149H111ZM3 148H5V150H3ZM54 148H52V151ZM61 148H63V147H61ZM83 148H85V149L88 148L87 150L90 149L88 151L89 153H87L86 150L82 151L81 149H83ZM115 149H116V147H115ZM18 150H19V152H18ZM105 150H108V149H105ZM52 151H49V152H52ZM15 152H16V154H15ZM82 152H85V154ZM109 152H110V150L108 151V154L107 153L106 154H103V153L100 154L101 155L100 158L103 160L102 163H100L101 166L108 167V168L113 167L114 165L112 166L111 163L115 159L119 160L120 157L119 158H115V157L119 156L120 154L119 155L117 154V156H111V155H113V151L111 150L110 154H109ZM154 152H157L156 153L157 155ZM191 152H193V153H191ZM18 153H20V154L26 153L27 155L24 158H26V160L28 162L26 161L27 162L26 163L24 160H20L19 157L16 158V156L19 155ZM86 153H87V155H86ZM24 154H22L20 156H25ZM80 154H82V156ZM54 155H56V154H54ZM133 155L135 157V154H133ZM93 156H94V154H93ZM12 157L19 159V161L17 160L18 162L17 161L14 162L11 160L14 163L10 164V162L8 161L9 163L7 162L5 164L4 163L1 164V161H3V160L6 161L5 159H11ZM37 157H38V159H37ZM48 157H46V158H48ZM88 159H90V160L88 161ZM135 159H137V158H135ZM43 160H44V158H43ZM64 160L66 161V159H64ZM199 160L201 161V164H200ZM92 161H93V159H92ZM20 163H22V164H20ZM19 164L21 166L24 164V166L23 167L20 166V168H19V166H17ZM70 165L73 166V164H71V163H70ZM192 165H194V167H192ZM40 166H41V164H40ZM71 166H70V168H71ZM86 166H89V168L91 167L88 170L89 172H87L86 170H83V169H85ZM182 166H184V168H182V169H185V167H188V168L192 167L191 170L188 168H187L188 170L187 169H185V170L186 171H189V170L192 171L193 170V175L191 173L187 174V172L185 171L186 172L185 175H181V177L176 178L177 175L176 176L174 175L175 171L173 172V170L174 169L176 170V168L182 167ZM25 167L28 169V165ZM67 167H68V165H67ZM74 167H76V169H77V166H74ZM195 167L199 169V171H197V173H196V170L194 169ZM54 169H56V168H54ZM20 170L22 172H18ZM51 171H52V169H51ZM71 171H72V169H71ZM86 172L88 174H86ZM177 172H178V169H177ZM199 172L203 176L199 175ZM78 173H80V174L78 175ZM25 174H26V172H25ZM44 174H46V173H44ZM73 174H75V173H73ZM76 174L74 176H76ZM99 174L102 175L103 173L99 172ZM190 174L195 178H191ZM173 175L175 176L176 181L178 179H180V180H178L179 186H177V187L173 186V184H171L172 186L170 185V183L174 182V181L171 182V180H175ZM9 176H11V175H9ZM35 176L37 177L38 180L40 179V177H38L37 175H35ZM178 176H180V175H178ZM189 176H190V178H189ZM71 177H72V174H71ZM71 177H69V178H71ZM171 177L173 179H171ZM7 178H9V177H7ZM46 178H47V176H46ZM51 178H53V177L51 176ZM24 180H26V181H24ZM72 180L70 182H72ZM181 180H182V182H180ZM40 181L42 184L41 186L44 187L45 185L43 184L42 180H39L37 182L40 183ZM51 181H52V179H51ZM51 181H48V182H51ZM176 181H175V183H177ZM57 182H56V184H58ZM95 182L99 183V186L94 185ZM27 183L30 186L26 187ZM68 183H69V181H68ZM2 184H3V186L6 187V189H4V187H1ZM51 184H53V183H51ZM54 184H55V181H54ZM16 185L19 187L16 188ZM47 185H48V183H47ZM176 185H178V183ZM11 187H12V185H11ZM20 188H22V189H20ZM12 189H14L15 191ZM17 189L22 190L23 192L21 191V193L26 194L25 195L26 197H24L27 201L26 204L27 205L30 204V205L27 206L24 204V206H23V197H21L22 195L20 192H19L20 195H18L19 190L16 191ZM23 189L24 190L27 189L29 192L27 190L24 191ZM52 189H53V187H52ZM142 189H140V190L142 191ZM2 190H4L5 192L4 191L2 192ZM7 190L9 192L12 190L13 193L10 192V193H8L9 194L8 195ZM49 190H51V189H49ZM54 190H55V187H54ZM26 192H28V193H26ZM4 193L7 195H4ZM16 193H18V194H16ZM137 193H140V192H137ZM37 194H38V192H37ZM52 195H54V194L52 193ZM132 195L133 194H131L129 197H131ZM258 196H260V197H258ZM44 197L47 201L42 200ZM257 197L260 198L259 199L260 201H259V204L256 206L255 202H256V200H258V199H256ZM21 198H22V201L20 200ZM132 198L138 199L140 197L134 196ZM27 199H30V200L32 199V200L30 201ZM38 200H42V203L39 202ZM39 203H41V204H39ZM53 203L55 205H53ZM46 204L49 205L48 203H46ZM64 204H63V206L60 205V207H62L61 209L64 211H68L69 208L66 207L65 208L66 210L63 208ZM8 205L10 207H8ZM42 205H43L42 207H44L45 204H42ZM47 205H46L45 209L50 208ZM56 205H57V208H56ZM35 206H36V204H35ZM5 207H8V208H5ZM25 207H26V209H25ZM136 207H137V209H136ZM9 208H11L10 209L11 211H9ZM16 208L17 209L19 208L20 210L18 209L19 210L18 211ZM23 208L25 209V212H24ZM13 209L15 210L14 212L12 211ZM16 210H17V214H16ZM56 210H58V213L55 212ZM48 211L43 212L44 217L46 216L45 213H47ZM77 212H82L83 214L80 213L79 215H77ZM67 213L64 212V214H67ZM102 213H104V214L102 215ZM56 214H58V215H56ZM97 214H100L98 216L99 218L105 217V216L108 218H105V219L100 218V219H102V220H100L96 216V218H97L96 219L95 215H97ZM23 215H25V216H23ZM1 216H3L2 212H0V222H2L4 220V217L1 220ZM4 216L7 217L5 214H4ZM31 216H33V217L31 218ZM55 216H57L56 219H55ZM137 216H138V218H137ZM8 217H10V216H8ZM261 219L262 218L260 217V221H261ZM253 222H255V223H252V224L256 225L257 221H253ZM2 223H4V222H2ZM45 223H46V225H45ZM100 223L103 225H100L99 227H97V224H100ZM128 223H130V225H131L130 227H129ZM123 224L124 225L127 224V225H125V227H123L124 226ZM120 225H123V226L121 227ZM257 225L256 226L259 227V224H257ZM245 228H247V227H245ZM262 229H263V231H262ZM262 229L258 232L260 233L262 231L261 235H259V238H260L259 243L261 245L260 248L263 249L264 227ZM248 230H252V228L250 227V229L248 228ZM13 231H15V234L12 233ZM241 231H242V229H241ZM130 232L131 233L137 232V234H132V235L127 234ZM91 233H95L96 235L91 236L90 235ZM222 233H223V230L218 232V234L219 235L221 234L220 235L221 237L224 236L223 239H225V237H227V236H226L225 232H224V235ZM62 234H64V235H62ZM253 236L255 237L256 235H253ZM229 237L230 236H228V238ZM235 237L238 238V236H235ZM250 237H252V236H249V238ZM230 238H234V237H230ZM58 239L60 241L59 243L63 242V240H65V239H67L68 243L65 241V242H63V245H60V244L58 245V241H57ZM79 239H83L82 241H84V242H82V244L83 243L84 244L81 245V240H80L79 245H81V246L77 245V243L79 242ZM102 239L103 240L108 239L111 241L115 240L114 244L120 245V246H122L126 243L124 246L127 245V246H129V248L133 247V250L135 248V251H120V249H119V251H108L109 249L108 250L106 249V251H105L102 248L103 245L96 242V241L102 240ZM218 239H221V238H219V236H218V238L215 240H218ZM223 239H222V241H223ZM257 239H258V237H257ZM77 240H78V242H77ZM85 240H87L86 243H85ZM248 240H250L249 242L251 244H254L256 242L255 239H253V241H252V238H250ZM222 241H220V243H222ZM224 242H225V240H224ZM226 242H230V241L228 240ZM226 242L224 244H226ZM249 242H246V243L249 244ZM108 243L106 244V246L107 245L108 246L114 245L111 242H110L111 245ZM218 244H219V242H218ZM218 244H215V245L218 246ZM256 244L258 245V242H256ZM108 246H107V248H108ZM114 246H113V249L115 248ZM124 246H122L121 249ZM226 246L228 247V245H226ZM221 247L223 248V246H221ZM258 247H259V245L257 246V248ZM109 248H111V247H109ZM125 248L126 247H124L123 250H125ZM129 248H128V250H130ZM255 248H253V249L256 250ZM100 249H102L103 251H101ZM203 249L206 251H204ZM223 250H226V249L223 248ZM230 250H233V249H230ZM263 250H261V251H263ZM53 251H57V252H53ZM247 251H249V250H247Z\"/></svg>","mask_w":264,"mask_h":264},{"label":"rangeland","instance_id":"rangeland-1","mask_svg":"<svg viewBox=\"0 0 264 264\" xmlns=\"http://www.w3.org/2000/svg\"><path fill=\"white\" fill-rule=\"evenodd\" d=\"M2 1H3V4H4V1L7 2V7H8V6L10 7V8H7V9H10L8 13H11V15H12V12H11L12 9H15V10H13V13H14L15 16H14V17H13V16H12V17L8 16L7 18L10 19V20H8V23L5 24V25H3V26H5L6 28H8L9 26H7V25H10L9 28L11 29V28L13 27L14 30H15V29L17 28V26H19V25H18V24H19L18 21L20 20V16H19V15L16 16L15 12H16V9L20 7V5H19V3H20L19 1H20V0H19V1H17V0H15V1L12 0L13 2L10 1L11 3H10L8 0H0V5H2ZM16 1L19 2V3H17ZM27 1H28V0H27ZM27 1L24 0V3L26 4ZM38 1H39V0H38ZM38 1H37V2H38ZM41 1H42V2H41ZM41 1L38 2V3H40V5L38 6V7L40 8V10H38L39 8L37 9V7H34V8H33L34 10H35V9L38 10V11L36 10V11L38 12V16H37V12L34 11L33 9H31V11L29 10L30 12H29V11L27 12V15H26V13L24 14V16H26V17H25L26 20H27V21H30V20H28V19H30L32 13H33V15H32V17H31V19H32L33 16L36 14V16H34V18H33L34 21L31 20L33 23L35 22L36 19H38V17H39V18L41 17V19H43V16H44L43 14H44V12L46 11L45 9H47V11L45 12L46 15L48 14V16H46L47 19H50V18L52 19V17H53V21H55V24L53 23V21H51V23H53V24L50 23L52 26H49V24L47 23L48 20H46V21L44 22V24H43V23L40 24V27H41V28H46V27L48 26V27L51 28V31H53L54 29H57L58 31H60L61 29H63V30H66V31H62V30H61V31L59 32L60 34H58V36H55V35L58 33L57 30H54V31H53L54 33L51 32V31H49V32H51V33H48V32L46 33V31H41V35L43 34L42 36H44L43 39H44L45 41L47 40V43H48V44H46V42H45L43 39H41V40H43L45 43H44V42H40L41 40L38 39L37 44L40 43V45H42V46H44L45 44L47 45V47H44V48H43V47H40V50L42 49V51H44L45 53L48 54V52H52L51 50H52L53 48H56V47L60 48V47H61L60 45H65V44H66V48H67V46L69 45V43L64 39V37H65L66 35H68L69 33L72 35V36H70V37L72 38V41H73V39H75V40H74L75 42L77 41L76 43H74V41H73V43H72V41H71L70 43H72L73 45L78 43V44L83 45V46H85V45L88 46V48H87V47H83V46L76 47L77 50L73 47L76 51H72L73 53L71 52L72 54H70V55H67V54H66L67 52L65 53V51L69 50L70 47H68L66 50L62 51V58H61V59H60V57H57V58H58V60H57V58L55 57V58H56V61H55V62H51V61H50V62H51L50 64H49V63L45 64V66L47 65L46 67H49V65H50V67L52 66L51 68H55V66H58V65H59V66H58V69H61L62 67L65 68V66H68V65H66V61H67L66 59H70V58H71V60H73L72 62L70 61L72 65H71L68 61H67V62H68L67 64H70V65H71V67L68 66V68H72L73 71H74V73H73L72 71H71L70 73L67 71L68 73H67L66 76L69 77L68 75H70V76L72 77V76H75V70H76V68H77V69H82V68H86V67H87L88 69H92L93 71H95V70H96V67H97V68H98L97 70L99 71L100 68H107V67L109 66V64H111L110 61H111L112 63L114 62V64H113L112 66L110 65V68H109V69H111V70L113 69L114 66L116 67V69H120V67H119L120 65H121V67H124V66L126 65L125 68H127V66H128V68H129V70H130L131 77L129 76L130 74H128V73H127V75L124 74V73L122 72L123 70L121 71L123 74H122L121 72H120V73H121V75L129 76L128 78H130V81H126L127 79L125 80L124 77L121 78V81L123 80L124 84L126 83V86L128 87V85H129L130 88H129V87L127 88L125 85H122L121 83H119V84H120V86L118 85L119 87H116V88H115V87H114L115 85H114V86L111 85V87H112V88L114 87V90H119V91H115L116 93H117V92H118V93H120V92L123 93V92H124V94H125L126 91L128 90L127 93H126V95H129V94H128V93H130L129 91H131V92L133 91L132 93L135 92L136 94H135L134 96H132L131 93H130L131 95H129V96H126V95L122 94L123 96H121V98H120V95L117 93V95H118L119 98H120V99H117V101L119 100V101H123V102H124V99H125L126 97H128V99L126 98L125 102H127V103H128V102H129V103L131 102V104H130L131 107L128 106L129 103H128V105L126 106V108H123V107H125V106L122 107V109H123V111H124L125 114H126V112L128 111L127 114H126L127 117L124 118L125 121H124L123 118H122V117H123V114L120 112V110H119V112L122 114V117L120 116L119 113H117V114L122 118V119H118V120H120V122L117 123L116 121H118V120H116V118L114 119V118L109 117V118H111V119H114L115 122H116V124H115V126H114L113 123H115V122H114V121L111 122V119H110V121H109L110 124L112 123L113 126H114V127H113V130H115L116 125H118L119 123H120V124H119V126H117L118 131H117V132H116V131H113V133L116 132L117 134L115 133V134H116V135H115V134L112 133L113 135H115V137L113 136V139H112V137H110V138L108 139V140H111V141H113V142L115 143V144L113 143L114 146H113L112 143L109 141V142L111 143V145L108 147V145H106V142H105V141H108V140H106L107 137H106L105 140H104V134H105V133H103V129H104L105 127L100 128V127H101V123L97 121V120H99V118H98V113H101V114H102L103 111H104V109H103L102 107H100V104H97V103H94L95 106H92V107H91L92 109H90V107L88 106V107H89L88 110H87V109L85 110V108L82 107V106H80V108L78 107V108H79V109H78L77 106H79V104H78V105L75 104V107H74V106H73V103L71 104V105L73 106V108H69V107H70L69 105H70V103H71L72 101H71V102L69 101L70 103H68L69 105L67 104V106H68V107H67V106H66V103L68 102V100L66 99V98H67L66 95H65V94L62 95V96H61V95H58L59 92H61V93H62V92H67V88H68V87H67V84H66V83H67V80H64V79L67 78V77L65 76V73H66V72H65V70H64V73L61 71V72H60L61 74H59L58 71H56V72H58V73H56L55 71H52V73L54 72V73H53L54 76H60V77H63V78H62L61 80H60V79H59V80H56V82H58V83L54 84L55 86L52 85V84H53L52 82H51V84L49 83V84L47 85V83H46L47 81H46L45 83H46L47 87H49V88H47V87L45 88V86H44V87L41 86V84L43 85V83H44L43 81H42L43 83H40V84H39V85L42 87V89H41L40 86H38V87H33V89L31 88V91H30V92L33 93V96H32L33 99H32V97H31V99H32L31 101H32L33 104H34V103H39V104H40L39 106H44V104H45V106H44L43 109H41V110H44L45 108H47V107H46L47 104H48V105H47L48 107H50L51 105L57 107V106H58L57 104L59 103V104H60L59 106H61V107H59V109L62 110V108H63L62 111H64V109H65V112H64V114H63V112L61 111V114H60L61 117H60V115H59L60 111H59V113L56 111V114L58 113V115H56V117L58 116L57 119H58V118L60 119V120L58 121V123H60L61 121H62V122H63V121H65V122L69 121V122H70V120H67V121H66L64 115H65L66 117H68V118L71 117L72 120L74 121L73 123H71V122L69 123V124H71L70 127H69L68 123H67L66 125H64L65 122H63L62 124L59 125V126H61L63 129H65L66 132H68V133H66V136H67V137L65 136L64 139H63V138H60V137H59V139H57V140L53 139V140H55V142H56V143L53 142V144L55 143V144L53 145V144H51L52 142L49 143V141H51V140H50V139H51V138H50V134H49V137L47 138V135H46V133H45V136H44V137H45V140L47 139L46 141H45L44 139H42L43 141H42L41 139H38V140H40L42 143L44 142L45 145L42 144V143H40V144L34 146V147H37V148H35V150H34V149L31 150V148L28 149L26 146H23V147H24V151H25V152H26V151L29 152V151L31 150L30 152H32V155L35 154V155L37 156L36 152L38 151V146H39V149H40V148H42V150L47 149V150H45V153L48 151L47 154H49V155H50V154H53V155L56 154V155H54V156H53V155H50V156L48 157V155L43 154L44 151H40V153H39V159H40V161L38 160L39 162H37V163H39V164H36V165H35V167H37V165H38V167H37V168H34V169H36V170H34V171H36V172H33V174L35 173L34 175H33V174L31 175L33 169L29 168V167L32 166V165L34 166V164H32V163H31V164L28 163V164H27V165H28V169H27V168L25 167V166H27L26 164H25V166H24V164L21 166L20 164H22V163H20L19 165H17V166H19V168H20V166H21V167H23V166L25 167V168L23 167V170H22L23 172H22L21 170L18 171V172H22L21 174L16 175V174H17V170H18V169L16 168V174H14L15 170H14V172H13V171H12L13 169H12V170H10L12 173H11L10 171H9L8 173L5 172V175L2 176L1 178L6 177L7 181L10 180L9 182L11 183L12 187H11V185H6L7 189H8V187L10 186V188L8 189V190H10L11 188H13V185H14V184H17V183H16L17 181L20 182V180H21L22 178H25V176H26V177H27V176L30 177V179L27 177L26 180H27V181H28V179L31 180V187H33V188H38V187H36V186H39V188H38L39 190L37 189L38 194H37V192H35L36 189H35L34 192H33V193H34L33 196H32V191L29 192L27 189H26V190L29 192V193L26 192V193H28L27 195H26L25 193H21L22 190L17 189L16 191L19 190L18 193L20 192L21 195H22L21 197H23V206H24V204L27 205V204H26L27 201H26V199H25L24 197H26V196H29V197H30V196H31V197H35V196H36L35 198H33L34 200H33V203H32V204H34V205H32V207H31V206H30V207L28 206V205H30V204L27 205L29 210H27L26 207H25V209H26V212H25V209L23 208V210H24V212H25L24 214H26L27 211H28V212H30L31 215H32V212H31L32 210H33V213H34V212L36 213L37 211H39V209H40V207H41V209H43V211H42V212H39V214L36 213V214L38 215V216H37V215H36V216L39 217V215H40V216L43 215V216H41V217H42V221H45V220H47L48 218H50V217L47 218V216L50 215V216L52 217L51 212L53 211V209H52V207H50V206H52V204H50V203H52L53 201H55L54 203H57V202H56L57 200H58V202H59V201L62 202L61 199H63V197H64V195H62V193L66 195V191H62V190H63V189H62L63 185H65L64 188L66 187V190H67V188H68V185H70V187H77V186L80 185L79 183H76V180H78L77 178H80V177H81V174H80L81 172L78 173V175L80 174L79 177H78L77 174H76V170H77V172H79V171H82V168H80V166H78V165H80V163H81V162H78V161H80V159L77 160V159H76L77 156H75V155H76V154H75V153H76L75 150L77 149V146L75 145V143H76V142H77V143H80V142H81V143H80V144H81L80 146H82L83 144H85V143H87V142H90V140L92 139V140H91V141H92V144H91V145H93V150H90V149H89V150H90V151H89V150H87L88 148H86V149L83 148V149H81V150H82V151L86 150L87 153L91 152V154H92V155L90 154V155H91V156H90V159H91V160L88 159V161L90 160V161H89V164H90V165H91L92 162H94V163H92L93 166L91 165V166H92V168L90 167L91 169L89 168V166H90V165H89V166H86L85 169H83V170H86L87 172H89V171H90V172H93L94 175H93L92 179L95 178L96 181H98V180L102 181V180L108 178L109 176H110V177H113V174H114L115 172H119V171L122 172V173H129V175H132V173L134 172V173H133L134 176H136V177L138 176V178L142 181V182H141V185H140L141 187L139 186V189H138L135 193H131V194H133L131 197H129V196L131 195L129 192H128L129 195H125V197H127L126 200H127V201L129 200L130 202H131V201L134 202V200H135L134 203H135L136 205H138V203L140 202V204L142 205V206H141V212H142L141 215H142V216L139 217V219H141V220H140V221H141L140 224L137 225L136 223L131 222V225H133V226H131L130 223H128V225H129V227L131 226V228H134V227H135V228H138L139 225L143 227V226H144V224H143V223H144V196H142V195H144V193H142V192H145V191H143V190H144L143 186L145 187V186H146V185H145L146 183H144V185L142 184V183H143V180H144V177H143V176H144V172H143V171H140V172H139V167H135V168H134L132 165H135V164L138 165V163H140L142 166H144V158H145V154H144V153H145V152H144L143 147H141V150H140L139 145H140V143H141L142 145H144V141H145L144 134H145L146 132H149V130H150L149 133H152V129L154 128L155 130L153 129L154 131H153V133H152L151 135L153 136V135L155 134L154 136L156 137L157 132L159 131V130L157 129V127H155V126H154V127H150V128H145L146 125L149 123V121H148V119L146 118L147 112L144 110L145 107L143 106V105H144V102L147 101V97H146L144 94H147V93H148V90L146 89V88H148V86L150 87V85L147 86L148 83H156L155 85L153 84V86H154L153 88H156V87H157V89H159V88H158V85H159V84H160L159 87H161V84H165L166 81H167V83H168V82H171V79H170V81H169L168 78H174V77H175V74L177 75V73L174 72V71L172 72V71L170 70V66H168L169 64H167V63H165V62H162V60H163V56H161V55H160V57H162V59L159 58V56H156V57H155V55L153 56V57H154V58H153L154 63H155V61H156V63H155L156 66L152 65V63L150 64V66H151V65H152L151 67L154 66V68H156V69H154L155 71L152 70V68H150V69H147V70H150V71L152 70L151 72H149V71L146 72V73H145V72H144V73L141 72V73H140L141 75H140L139 73L136 74V73H135L136 71L134 72L135 74H133V72H132L131 69H133V68H132V65H133L134 62L131 63L130 61H135V60H137V58L133 57V56H136V55H135L136 53H138V54H142V52H140V51H143V50H141L140 48H142V49H144V50H147V49H148V51H149V49H150V51H153V49L156 50V48H158L157 46H159V45L161 44V41H164V40H165V42H166V40H168V39H169L170 37H172V36H174V37L176 36L175 38H178V37H179V39H178V40H179V43H180V42L182 43L183 40H184V41L186 40V36H187V41H188V40H189V41H191V40H192V41H195L196 37H195V38H193V37H194V36H197V35L199 34V40H196V41H197V42H199V41L202 42V41L200 40V36H201V38H202V40H203V37H202L201 33L203 34V33L205 32V30H203L204 32H202V30H201V31H199V33H197L198 30L196 31V30H195L196 28L194 27V26L196 25V23H195V25L193 26L194 23H192V21H191V19H193V16H192L193 14L190 15V13H193V12H192V11H191V12H188V11H189L188 9L191 8V7L189 6V4H192L191 2H193V1H195V3H196V1H197V2L199 1V3L201 2L200 5L202 6V8H201V7H199V8L202 9L203 11H199V12H197L199 9H197V7H196V9L194 8V7L197 5V3H196V4L194 3V4H195L194 7H193V4L191 5L192 8H193V9H192V8H191V9L194 10V11H196L197 13H199V14H196V13H194V14L199 15L198 17H200V19H204V21H210V16H209V14H207V13H208L207 10H210V9H211V10L213 11V14H212V15H214L215 13H217V17H216V14L214 15V17H215L216 20H215V19H214L215 21L211 20V21H213V22H210L209 25H208V27L206 26V29H207L206 32H209V33H207L208 36H206V33L203 34V35L206 36V40H209V41H210L209 43H211L213 40L215 41L214 38H213V40H212V38H210V35L212 36L214 33H217L216 35H217V36H220V35H222V33H223V35L226 34V36H227V33H224L225 31H226V32L230 31V32H228V33L230 34L231 31H232V29H235V30H236V29H238V26H239V29H240V28H241V27H240L241 25H245V24L242 23V21L240 22V21L237 20V19H240V18H241V19H246L248 16L246 17L245 14L243 15V12H245V13H246L247 11L249 12V10H251V8L249 9V7H255V8H258L257 6H258V4H260V3H259L260 1L258 2V0H250V1H249V0H248V1H247V0H244V1H243V0H235V1H234V2H236L235 4H236V5L238 4V7L242 8V9L238 8L239 12H240V11L242 12V13L240 12V13L242 14V17H240V16L238 15V17L236 18L235 16H237V14H236V15H234L235 13H234V14H233V13L230 14L231 12H228V11L230 10V8H229V10L227 11V5L224 6V5L221 3L222 1L227 2V0H222V1H221V0H202L203 2H202L201 0H193V1H192V0H191V1H189V0H183L182 2L186 3V5L189 6V7L187 6V9H186V8L184 9V11L187 13L186 16H185V18H188V17H187L188 14H189V16H192V18H190V19L188 18V19H189V21H191V24H192L191 26H193V27H191V28H195L194 30H195L196 32H195V31L188 32L189 30H191V28L187 26V24H188V22H187V24H185V25H186L188 28H190V29L187 28L188 30H186V29L183 30V32H184L183 34H185V35H184V36H185V37H184L185 39H180L182 36L180 37L179 35L182 33V31L180 32L181 29L178 30V28H177V27H178V24L175 26V27L177 28V29H176L177 31H176V30L173 31V32L170 31L171 34H172V36H170V35H171V34H169L170 32H167V35H169V36L166 37V34H165V35L163 34V33H165V32H163V30H162L163 27H161V28H159L160 30H158L159 32H158V31L156 32V33H157L156 35H155V34L153 35V33H152L153 36L150 35L151 38L148 36V37L150 38V39H149V38L146 37L147 35H145V34H146L145 29L147 30L148 28H151L150 26H153V24H150V21H152V20H157V21H159V19L161 18V16H160V15H157V14H155V16H154V13H153V12H157V11H156V10H158L157 8H149V7H146L145 5H146L147 3H154V5H155V4H159V2H160V4H161V3H168V4H174V5H176L177 3H179L180 0H164V1H163V0H134V1H133V0H121L122 2H121L120 0H119V2H118V0H117V1H116V2H117L116 5L114 4V0H113V4H111V3H112V0H99V1H97V2H96V0H93V1H92V0H82V1H80V0H77V1H76V0H72V1H71V0H63V3H62L61 0H59V4H63V5H61V6L65 7L67 10H68L69 7H71V6H70L71 4L67 5L68 3H70L69 1H71V3L75 1V3H72V6H73V4L77 6V2H78V5H79L80 3H81V4H82V3H85V4L82 5V7H86V8L77 7L78 9H79V8H80V9H83V10H81L82 13L79 12V10L77 11V12H79L78 14L81 13L80 15L77 14V17L80 16V17L82 18V17L85 16V19H87L88 17H91V16H93V17H95V16H99V17H101V19H102V20H100V22H101V21L104 22V20H105V18H106L107 16L109 17V19H112V18H110V17H112V15L110 16V13H112V12L116 13V12H117L118 10H120V9L123 10V11L121 10V11H122L121 13L124 12L125 15H128V14L131 13V14H130L131 17H129V15L127 16V17H129L130 19L128 18L129 21H127L128 24H129V26H128V31H127V29H126V31H127L128 33H129V32L132 33V34L129 36L131 40L128 41V43H129L130 46H131V44H133V47H132L133 50H132V48L129 46V49H130L129 52H127L128 50H126V49H128V48H124V47H123V48L125 49V51H124V50H123V51L121 50L122 46L125 45V44H124V45L122 44V43L124 42L123 40H126V37H125V36L130 34V33H129V34L126 33V31H125L124 36L122 35L123 33H122L121 31H122V30H125V29H123L124 26H123V27H122V26H121V27H118V28H121V30H120V29L118 30V29L115 28V29L118 30V31H117V32L114 31L113 33H112V32H109L110 27H108V28H109V29H107L108 32H106V30H105V31H103V33L101 34V32H98L99 30H101V29L103 30V29H104L103 27L112 26V24H109V22H108L107 26H106V23H105V26H104V25H103L104 23H102V24L99 23V24H101V26H100L101 28H100L99 25H98V31H96L97 33H95V35L93 34V36H92V37L95 39V42H94L95 44H93L94 39H92V42H91V40H90V41H82V40L80 41L79 38L76 37V34H74V29L77 27V26L74 25V23H75L74 18H75V20H76V19L78 20V19H80V18H77L76 15H75L74 18H73V15H74L75 13L72 15V12H71L72 10H71V9H70L71 11H67V10H65V11H67V12H66V16H68V17L71 16V18H73L72 20H73L74 22L72 21V22H71L72 24H71V23H69V21H70L71 19H69L68 17H67V21H68V22L65 21L66 18H65V20H63L64 18L61 19V15H62V14H59L61 8H60V7H57V6H60V5H58L57 2L55 3V4H56V7H55V6H54V3H53L54 0H52V3H53V4L49 3V2L46 1V0H44L45 2H44L43 0H41ZM49 1H51V0H49ZM55 1H56V0H55ZM57 1H58V0H57ZM94 1H95L96 3H95ZM103 1H105V3H104ZM132 1H133V3H132ZM230 1L233 2V0H230ZM242 1H243V2H242ZM245 1H246L247 4H245ZM262 1L264 2V0H262ZM15 2H16V3H15ZM29 2H31V4H32V2H34V1H33V0H32V1L29 0ZM46 2H47V4H46ZM66 2H67V4H65ZM98 2H99V3H98ZM120 2H121V3H120ZM257 2H258V3H257ZM9 3H10V4H9ZM12 3H14V4H12ZM101 3H102L103 5H102ZM119 3H120V4H119ZM122 3H123V5H122ZM131 3H132L133 5H131ZM208 3H209V5H210L209 8H208ZM223 3H224V2H223ZM254 3H255V4H254ZM15 4H16V6L18 5V7H16ZM43 4H44V5H43ZM81 4H80V6H81ZM109 4H110V6H109ZM117 4H119L121 8H120L119 5H117ZM134 4H135V5H134ZM226 4H227V3H226ZM252 4H253V6H252ZM12 5L14 6V8H11V7H13ZM64 5L69 6V7H66V6H64ZM84 5H86V6H84ZM107 5H108V6H107ZM111 5L114 7V10H113V7H112ZM129 5H130V6H129ZM221 5H223V6H221ZM232 5H233V4H232ZM242 5H243V6H244V5H247V7L244 8V7H242ZM249 5H251V6H249ZM254 5H255V6H254ZM2 6H3V5H2ZM48 6H49V7H48ZM76 6H75V7H76ZM95 6H96V7H95ZM115 6H116V9H115ZM117 6H118L120 9L117 8ZM127 6H129V8H130L129 11H127V10H128V7H127ZM262 6H263V5H262ZM44 7H46V8L44 9ZM63 7H62V8H63ZM50 8H51V9H50ZM59 8H60V10H59ZM65 8H64V9H65ZM125 8H126V9H125ZM222 8L224 9V11H223ZM235 8H236V7H235ZM235 8H232V9H231L232 12H233L234 10H237V9H235ZM259 8H261V7H259ZM259 8H258V9H259ZM19 9H20V8H19ZM19 9H17V10L19 11ZM43 9H44V10H43ZM72 9H73V7H72ZM75 9H76V8H75ZM75 9H74V11L77 10V9H76V10H75ZM85 9H86V10H85ZM88 9H89V10H88ZM233 9H234V10H233ZM243 9H245V10H243ZM253 9H254V8H253ZM253 9H252L251 11H253ZM262 9H264V6H263ZM0 10H3V7L1 8V6H0ZM41 10H42V11H41ZM84 10H85L86 12H85ZM115 10H117V11H115ZM170 10H171V9H170ZM242 10H243V11H242ZM18 11L16 12L17 14L20 13V12H18ZM40 11H41V12H40ZM61 11H64V10L62 9ZM88 11H89V12H88ZM109 11H110V12H109ZM126 11H127L128 13H127ZM158 11H159V10H158ZM162 11H166V10H163V9L161 10V9H160L159 12H162ZM171 11H173V12H174V11H175V12H178L179 9L176 8V7H174ZM225 11H226V13L228 12V13L230 14V15L227 14L229 18H228V17H225L226 20H225V18H223V17H224L223 15L226 14ZM263 11H264V10H263ZM31 12H32V13H31ZM47 12H48V13H47ZM84 12H85V13H84ZM87 12H88V13H87ZM203 12H204V13H203ZM206 12H207V13H206ZM248 12H247V13H248ZM258 12H259V11H258ZM0 13H2V16H3V13H4V12L2 11V12H0ZM30 13H31V14H30ZM201 13H203L204 15L201 14ZM211 13H212V12H211ZM236 13H238V12H236ZM247 13H246V15H247ZM252 13H254V11H253ZM39 14H40V15H39ZM83 14H86V15H83ZM88 14H90V15L92 14V15H91V16H90V15L88 16ZM152 14H153V15H152ZM206 14H207V16H205ZM219 14H220V15H219ZM241 14H240V15H241ZM8 15H10V14H8ZM63 15H64V14H63ZM81 15H83V16H81ZM101 15H102V16H101ZM200 15H201V16H200ZM210 15H211V14H210ZM227 15H225V16H227ZM233 15H234V16H233ZM248 15H250V14H248ZM252 15H253V14H252ZM194 16H195V15H194ZM243 16H245L246 18H245V17L243 18ZM250 16H251V15H250ZM0 17H1V14H0ZM18 17H19V18H18ZM27 17H28V19H27ZM35 17H36V18H35ZM93 17H92V18H93ZM174 17H176V16H174ZM196 17H197V16H196ZM196 17L194 18L195 20H197ZM220 17H222V19H220ZM2 18H3V17H2ZM169 18H171V17H169ZM217 18H218V19H217ZM248 18H252V19H249V20H250L251 23H252V22L254 23V21H252V20H255L257 17L254 16L255 19H253V16H252V17H248ZM248 18L246 19L247 21H248ZM3 19H4V18H3ZM23 19H24V18H22V19L19 21V22H20V26H19V27L27 28V29H29V30L31 31V28L33 29V25L31 26L30 24H28V23L25 22V21H26L25 19H24V20H23ZM68 19H69V20H68ZM83 19H84V18H82V19H80V20L83 21ZM85 19H84V20H85ZM89 19H90V18L87 19L88 21H86V20H85V21L88 22V23H90V21L92 22V19H91L90 21H89ZM99 19H100V18H99ZM103 19H104V20H103ZM106 19H107V18H106ZM194 19H193V20H194ZM208 19H209V20H208ZM227 19H228V21H227ZM241 19H240V20H241ZM93 20H95V19H93ZM131 20H132V21H131ZM137 20H138V23L133 24V23L136 22ZM186 20H187V19H186ZM0 21H2L1 18H0ZM22 21H23V23H22ZM107 21H109V20H107ZM107 21H106V22H107ZM197 21H200V20H197ZM202 21H203V20H202ZM237 21H238V22H237ZM63 22H64V23H63ZM112 22H113V21H112ZM193 22H195V21H193ZM250 22H249V23H250ZM29 23H31V22H29ZM33 23H32V24H33ZM130 23H132V25H131ZM223 23H224V24H223ZM238 23H239L240 25H239ZM241 23H242V24H241ZM249 23H248V25H249ZM211 24H212V28H214V27H213V26H214L213 24H215V25H216V24L220 25L219 28H224V27L228 24V25L226 26V28L228 27L230 30H229V29H228V30L223 29V30H225V31H221V32H222V33H221V32H220V29H218V26H217V25H216L217 31H215V30H208V29H209V26H210ZM225 24H226V25H225ZM255 24H256V22H255ZM255 24H253L254 27L249 25V26L252 28L251 30H253V31L250 30V31H251V32H250V35H251V34L253 35L252 32H254V29L257 28V27L255 26ZM46 25H47V26H46ZM130 25H131V26H130ZM133 25H134V26H133ZM149 25H150V26H149ZM179 25H180V24H179ZM197 25H198V24H197ZM197 25H196V26H197ZM222 25H224V26H222ZM230 25H231L232 27H231ZM0 26H2V23H1V22H0ZM56 26H57V27H56ZM60 26H61V27H60ZM113 26H114V27H117V25L114 24V23H113ZM113 26H112V29H113ZM146 26H147L148 28H147ZM182 26H184V25H182ZM186 26H185V27H186ZM189 26H190V25H189ZM198 26H199V25H198ZM198 26H197V27H198ZM221 26H222V27H221ZM234 26H235V27H234ZM19 27H18V28H19ZM34 27H35V26H34ZM48 27H47V28H48ZM74 27H75V28H74ZM131 27H132V29H131ZM179 27H181V25H180ZM13 28H12V29H13ZM18 28H17V29H18ZM58 28H59V29H58ZM73 28H74V29H73ZM124 28H126V26H125ZM242 28H243V26H242ZM242 28H241V29H242ZM52 29H53V30H52ZM129 29H131V31H129ZM137 29H138V30L140 29L138 32H140L141 30H144V34L141 32V33H142L143 35H145V37H146V39H144V41H140V42L134 41V40H135V37H137V35H140V34H141V33H138V32L136 31ZM182 29H183V27H182ZM214 29H215V28H214ZM239 29H238V30H239ZM102 30H101V31H102ZM134 30H135V31H134ZM161 30H162V31H161ZM55 31L57 32L56 34H55ZM68 31H69V33H68ZM119 31H120L121 35L123 36V37H121V39H120L118 36H117L118 38L116 37V35H118ZM148 31H149V30H147V32H148ZM186 31H187V32H186ZM7 32H8V31H7ZM123 32H124V31H123ZM174 32H176L178 35H177L176 33H174ZM192 32H195V33H197V34L192 33ZM234 32H235V31L233 30V32H232V33H233V36H234ZM240 32H241V31H240ZM240 32H239V34H240ZM243 32H244V30H243ZM243 32H242V33H243ZM11 33H12V32H10L9 34L11 35ZM13 33H14V32H13ZM13 33H12V34H13ZM65 33H66V34H65ZM104 33H106L107 37H106L105 35H104V37H103V34H104ZM115 33H116V34H115ZM120 33H119V34H120ZM154 33H155V32H154ZM173 33L176 34V35H174ZM186 33H187V35H186ZM48 34H49L50 37L48 36ZM50 34H51V35H50ZM52 34H53V35H52ZM64 34H65V35H64ZM97 34H98V37L96 38V35H97ZM189 34H191V35L189 36ZM236 34H238V31H237ZM239 34H238V35H239ZM243 34H244V33H243ZM246 34H247V33H246ZM10 35H8V36L10 37ZM59 35H62V36L64 35V36H63V38H62V37L59 36ZM121 35H119V36H121ZM157 35H158V36H157ZM163 35H164V36H163ZM214 35H215V34H214ZM216 35H215L214 37H216ZM42 36H41V37H42ZM51 36H52V37H51ZM53 36H55V37H53ZM94 36H95V37H94ZM99 36H101V40L99 39V41H98V38H100ZM108 36L112 37L111 40H110V39L106 40V39L108 38ZM177 36H178V37H177ZM188 36H189V38L191 37V39H189ZM205 36H204V37H205ZM229 36H230V35H229ZM13 37H14V36H13ZM13 37H11L10 39L8 38V39H9L10 41H13V40H12ZM41 37H39V38H41ZM48 37H49V38H48ZM57 37H58V38H57ZM75 37H76V38H75ZM102 37H103V42H104V40H106V42H105L106 45L103 44V42H100V41H102ZM110 37H109V38H110ZM124 37H125V38H124ZM133 37H134V38H133ZM145 37H144V38H145ZM157 37H159L158 40H156ZM160 37H161V39H160ZM163 37H164V39H163ZM197 37H198V36H197ZM230 37H231V36H230ZM15 38H17V37H15ZM15 38H13V39H15ZM28 38H29V37H28ZM65 38H66V37H65ZM105 38H106V39H105ZM122 38H124V39L122 40ZM154 38H156V39H154ZM207 38H208V39H207ZM49 39H50V40H49ZM51 39H52V40H51ZM55 39H56L58 42H57ZM63 39L66 41V43L64 42ZM127 39H129V38H127ZM193 39H194V40H193ZM204 39H205V38H204ZM210 39H211V40H210ZM216 39H217V38H216ZM9 40H8V41H9ZM48 40H49V41H48ZM150 40H151L150 44H147V43H149ZM160 40H161V41H160ZM206 40H205V42L208 43ZM217 40L219 41V39H217ZM217 40L215 41L216 44H217ZM232 40L234 41V38H233V37H232V39H230V41H226V42L230 43ZM15 41H16V40H15ZM15 41H13V42H15ZM17 41H18V40H17ZM17 41H16V42H17ZM132 41H133V42H132ZM189 41H188V42H189ZM192 41H191V42H192ZM214 41H213V42H214ZM237 41H238V42L234 41V43L236 42V43L238 44V43H240L241 40H237ZM249 41H250V40H243L242 43H244V44L241 43V45H243V47H245V48L249 47V49H248V48L245 49V50H244V51H245V52H244L245 54L243 55V57H239V59L246 61V64H244V65H243V64H240L239 66H242V65H243V66H245V65H246V66H249V65H251L252 63H256L257 61H261V62L264 63V58H263L264 56L261 57V56L258 55L257 52L254 53L255 50H257V49L259 50V49H260V48H258V47L256 48L257 44H256V46H255V50H254V46L251 48L252 45H255V43H253V41H254V42H258V40L253 39V40L251 41L252 43L249 42ZM13 42H12V43L7 42V44H9L11 50H12V47H13L12 45L15 44V43L13 44ZM28 42H29V44L32 43L31 39H29ZM28 42H27V43H28ZM83 42H84L85 44H84ZM89 42H90V43H89ZM99 42H100V43H99ZM153 42H155V43H153ZM159 42H160V44H159ZM176 42H178V41L176 40ZM188 42H187V43L184 42V43H186V46L184 45L185 47H183V48H186V47L191 43V42H190V43H188ZM197 42H196V44H197ZM203 42H204V40H203ZM205 42H204V43H205ZM213 42H212V44H213ZM219 42H220V41H219ZM247 42H248V43H247ZM18 43H19V42H18ZM50 43H51L52 45H51ZM63 43H65V44H63ZM67 43H68V44H67ZM82 43H83V44H82ZM98 43H99V44H98ZM125 43H126V42H125ZM137 43H141V44H137ZM156 43H157V44H156ZM162 43H164V42H162ZM179 43H178V44H179ZM231 43H233V42H231ZM231 43H230V44H231ZM234 43H233V44H234ZM236 43H235L234 45L231 44L232 47L234 46V47L230 50V51H232V53H234L238 48H239L238 51H240V52L242 51V50H240L242 46L239 47V44H238V47H237V46H236ZM250 43H251V44H250ZM258 43H259V42H258ZM20 44H21V43H20ZM144 44H146V46H148V45H149V46H148V47L145 46V47H146V48H145V47H143ZM158 44H159V45H158ZM178 44H177V45H178ZM187 44H188V45H187ZM198 44L200 45L201 43H198ZM248 44H250L251 46L248 45ZM46 45H45V46H46ZM100 45H101V46H100ZM150 45H152V46H151L152 48H150ZM153 45H154V47H153ZM155 45H157V46L155 47ZM190 45H192V43H191ZM194 45H195V42H194ZM202 45H205V44L202 43ZM206 45H208V44H206ZM206 45H205V46H206ZM209 45H211V44H209ZM244 45H246V46H244ZM9 46H8V48H7V51L9 50ZM14 46H16V45H14ZM52 46H53V48H51ZM54 46H55V47H54ZM92 46H93L94 48H93ZM106 46H107V47H106ZM97 47H98L99 49H98ZM104 47H105V48H104ZM112 47H114V48H112ZM243 47H242V48H243ZM13 48L15 49V47H13ZM61 48H62V49H60V50H63V49H65V46H63V47H61ZM73 48L71 47L70 49L73 50ZM175 48H178V49H179L180 47H179V45H178V47H174V50H175ZM191 48H192V46H191ZM193 48H194V50L196 49L195 47H193ZM206 48L210 49L209 47H206ZM230 48H231V47H230ZM236 48H237V49H236ZM250 48H251V51H248V50H250ZM1 49H3V48H1ZM78 49L80 50V52H77V51H79ZM92 49H93V50H92ZM96 49H97V50H96ZM100 49H101V51H100ZM106 49H107V51H109V52H107ZM113 49H114V50H113ZM151 49H152V50H151ZM178 49H177V50H178ZM186 49H187V48H186ZM188 49H189V48H188ZM233 49H234V51H233ZM243 49H244V48H243ZM71 50H70V51H71ZM82 50H83V51H82ZM94 50H95V51H94ZM172 50H173V49H172ZM190 50H191V49H190ZM190 50H188V51H190ZM206 50H207V49H206ZM253 50H254V52H253ZM258 50H257V51H258ZM46 51H47V52H46ZM89 51H90V52H89ZM175 51H176V50H175ZM191 51H193V50H191ZM202 51H205V49L202 50ZM207 51H209V50H207ZM68 52H69V51H68ZM76 52H77V53H76ZM91 52H92V53H91ZM97 52H98V53H97ZM106 52H107V53H106ZM124 52H125L124 55L127 56V57H125V56L123 55ZM126 52L129 54L130 57H133L135 60H130V57H128V54L126 55ZM135 52H136V53H135ZM194 52H195V51H194ZM205 52H206V51H205ZM246 52H248L249 55L246 54ZM249 52H251V53H249ZM259 52H261V51L259 50ZM45 53H43V54H45ZM69 53H70V52H69ZM69 53H68V54H69ZM93 53H94V54H93ZM96 53H97V55H96ZM105 53H106V54H105ZM111 53L114 54V56L112 55V57H111ZM115 53H116V54H115ZM241 53H242V52H241ZM64 54H66L67 57H69V56H71V57H69V58H65V57H63ZM108 54H110V55H108ZM119 54H120V55H119ZM121 54H122L123 56H121ZM132 54H133V55H132ZM66 55H65V56H66ZM91 55H92V56H91ZM253 55H254V56H253ZM260 55H264V54L261 52ZM81 56H82V57H81ZM120 56H121V57H120ZM143 56H144V53H143ZM175 56H176V55H175ZM175 56L170 57V55H169V58H168V59H174V60H175V59H181V58H180L181 56H179V55H178L179 57L177 56L178 58H177V57H176V58H173V57H175ZM72 57H73V58H72ZM77 57H78V58H77ZM88 57H89V58H88ZM90 57L93 59L91 62H89V60H91ZM95 57H96V58H95ZM97 57H98V59H97ZM136 57H138V56H136ZM147 57H148V56H144V58L139 57L138 59H139V61L141 60L140 62H142V60H144V59H146V60H148V59H152L151 56H149L150 58H149V57L147 58ZM157 57H158L161 61L157 62V61L159 60ZM192 57H194V58H191V59H195V60L198 58L196 55H195V56H192ZM196 57H197V58H196ZM244 57H245V58H244ZM247 57H248V59H247ZM3 58H5V57H3ZM3 58H2V59H3ZM41 58H42V60H43V58H45V60H46L48 57H46V56L43 57V56H42ZM63 58H65V59H63ZM124 58H125V59H124ZM204 58H206V57H204ZM252 58H253V59H252ZM8 59H10V58L8 57ZM77 59H78L79 61H78ZM84 59H85V60H84ZM112 59H113V60H112ZM115 59H116L117 61H121V60H124V61H126V62L128 61L127 63L130 62V64H132V65L129 66V64H127L126 62H123V61H122V62L124 63V65H123V63H121V62H116ZM119 59H121V60H119ZM127 59H129V60H127ZM131 59H132V58H131ZM182 59H183V58H182ZM10 60H11V59H10ZM12 60H13V59H12ZM51 60H52V59H51ZM101 60H102V61H101ZM253 60H254V61H253ZM57 61H59V62H61V63H65V64L61 65V64L59 63V64L57 65V64H55ZM63 61H65V62H63ZM74 61H75V63H74ZM76 61H77V63H76ZM82 61H84V63H83ZM139 61L137 60L138 63H135L136 65L138 64L136 67H134V69H136V70H139V69H141V68L144 69L143 67L146 66L144 62H142L143 64H140ZM247 61H248V63H247ZM80 62H82L83 65H82V66H81V65H80V66H77V65L80 64ZM88 62H89V63H88ZM106 62H107V63H106ZM82 63H81V64H82ZM86 63H87V64H86ZM104 63H105V64H104ZM116 63H117V64H116ZM119 63H121V64H119ZM154 63H153V64H154ZM75 64H77V65H75ZM84 64H85V65H84ZM106 64H107V65H106ZM135 64H134V65H135ZM248 64H249V65H248ZM6 65H8V64H6ZM96 65H97V66H96ZM122 65H123V66H122ZM134 65H133V66H134ZM157 65H158V66H157ZM166 65H167V67H166ZM2 66H3V64H2ZM10 66H11V65H9V67H10ZM43 66H44V65H43ZM53 66H54V67H53ZM72 66H74V67H72ZM76 66H77V67H76ZM83 66H84V67H83ZM85 66H86V67H85ZM99 66H100V67H99ZM150 66H149V64H147L146 67H150ZM75 67H76V68H75ZM115 67H114V70L111 71V73L113 72L115 75H114V74H111V73L109 72L110 75H111L110 78H112V75H113V76H114V78H112L113 80L116 79V78H118V77H119L118 79L120 80V77H121V76H119L120 74L118 73L117 70H115ZM130 67H131V68H130ZM125 68H121V69H125ZM128 68L125 69V70H128ZM168 68H169V69H168ZM55 69H57V67H56ZM65 69H67V67H66ZM74 69H75V70H74ZM167 69H168V70H167ZM62 70H63V69H62ZM97 70H96V71H97ZM129 70L126 71V72H129ZM160 70H162V72H163V70H164V71L166 70L167 72L165 71V72L162 73ZM169 70H170V71H169ZM175 70H176V69H175ZM168 71H169V72H168ZM115 72H116V73H115ZM124 72H125V71H124ZM126 72H125V73H126ZM138 72H139V71H138ZM55 73H56V74H55ZM62 73H63V74H62ZM72 73H73V74H72ZM76 73H77L76 76H82V75H84L83 72H82V74L80 73V75L78 74L79 71H76ZM96 73H97V74H96ZM99 73H100V72H93L92 75H93V76H97ZM107 73H108V72H107ZM142 73L144 74L143 76H142ZM158 73H160V75H158V77H157L156 74H158ZM71 74H72V75H71ZM101 74L104 75V74H106V73H100L98 76H102ZM116 74H118V76H117ZM138 74H139L140 76H142L143 78L141 77L140 80H139V79H137V80L135 79V81H134V79L131 80L133 76H135V78L139 77ZM145 74H146V75L149 74V75H151V76H154V77H152V78H149L152 82L150 81V82H148L147 84H145V83H146V81L144 80V79H145V76H146ZM49 75H50V73H49ZM106 75L109 76V74H106ZM106 75H105V76H106ZM161 75H162V76H161ZM168 75H169V76H168ZM184 75H185V74H184ZM186 75H187V74H186ZM50 76H51V75H50ZM147 76H148V75H147ZM147 76H146V77H147ZM159 76H160V77H159ZM166 76H167V77H166ZM64 77H66V78H64ZM115 77H116V78H115ZM149 77H150V76H149ZM154 78H156L157 80L154 79ZM118 79H117V80H118ZM142 79H143V80H142ZM149 79H148V77H147V81H149ZM152 79H153L154 81H153ZM69 80L72 81V82H74V83H75V82L77 83L78 80H79V82H81V81H82V83L84 82L83 80H80V79H77V81H75L74 78H73V80H71V79H69ZM94 80H95V79H94ZM94 80H93V82H94ZM106 80H107V79L104 80L105 84L110 85V84H108V81H109V80H108V81H106ZM113 80H112V81H113ZM117 80H116V81H117ZM119 80H118V81H119ZM128 80H129V79H128ZM185 80H186V81H185L186 84H189V82H191V81H188L187 79H185ZM48 81H49V80H48ZM59 81H60V82H59ZM91 81H92V80H90V83H92V86H93V87H94L97 83L99 84V83L101 82V86H102L103 83H104L103 80H100V81H99V79H98V80H97V79L95 80V83H96V84H93V82H91ZM98 81H99V82H98ZM110 81H111V79H110ZM110 81H109V83H111V84H112L113 82H114V84H115V83L118 84V81H117V82H116L115 80H114L113 82H112V81L110 82ZM138 81H139V82H138ZM49 82H50V81H49ZM86 82H88V81H86ZM102 82H103V83H102ZM123 82H122V83H123ZM76 83H75V84H76ZM60 84H61V85H60ZM78 84H79L78 86H80L81 83H78ZM98 84H97V85H98ZM134 84H135V85H134ZM186 84H185V85H186ZM76 85H77V84H76ZM84 85H85V84H84ZM89 85H91V84H89ZM121 85H122V86H121ZM137 85H138V86H137ZM50 86H51V87H50ZM53 86H54V88H52ZM59 86H61L62 88L59 87ZM63 86H65V87H63ZM81 86H82V84H81ZM92 86H91V87H92ZM98 86L100 87V84H99ZM98 86H96L94 89H97ZM103 86H104V85H103ZM116 86H117V85H116ZM132 86H133V87H132ZM187 86H189V85H186V89H187V88L189 89V87H187ZM39 87H40V88H39ZM57 87H58V88H57ZM93 87L91 88V90L93 89ZM104 87L107 88L108 86L105 85ZM120 87H122V89H121ZM123 87H124V89H123ZM134 87H135V88H134ZM60 88H61V89H60ZM65 88H66V89H65ZM79 88H80V87H79ZM106 88L102 89V91H105V92H106ZM109 88H110V87H109ZM118 88H119V89H118ZM39 89H40V90H39ZM107 89H108V88H107ZM150 89H151V88H149V91H150ZM186 89H185V90H186ZM188 89H187V91H188ZM32 90H33V91H32ZM36 90H37V91H36ZM114 90H112V89L110 88V89H109V92H108V90H107L106 93H102V94H103V95H104V94H108V95H109L110 93H113ZM146 90H147V91H146ZM40 91H42V92H40ZM43 91H44V92H43ZM79 91H81V90H79ZM92 91H93V90H92ZM96 91H97V90H96ZM187 91H186V92H187ZM35 92H36V93H35ZM47 92H48V93H47ZM89 92H91V91L89 90ZM93 92H95V91H93ZM115 92H114V94H115ZM41 93H42L43 95H42ZM57 93H58V94H57ZM96 93H97V92H95V94H96ZM137 93H138V94H137ZM139 93L141 94V97H142V95L145 96V100H144V96H143L142 98L139 96V95H140ZM34 94H35V95H34ZM86 94H87V93H86ZM91 94H92V95H91ZM93 94H94V93H89V95H91V96H93ZM97 94H98V93H97ZM97 94L95 95L96 97H94V99L97 98ZM102 94H101L100 97H102ZM114 94H112L110 97H108V98H110V100H109V99L107 98V96H106L107 100L110 101V102H113V101H112L113 99L116 100V98H118V96H117L116 94H115V95H114ZM159 94H160V93H159ZM188 94H189V92H187V95H186V96H188ZM36 95H37V96H36ZM38 95H39V96H38ZM98 95H100V94H98ZM136 95H138V96H136ZM35 96H36L38 99H40V100H39V101L35 100V99H36ZM40 96H41V97H40ZM73 96H74L73 98H75V97L77 98V96H75V95H73ZM114 96H117V97L114 98ZM161 96H162V97H161ZM164 96H165V95H162V94H160V95L157 94V96L154 95L153 97H154L155 99L152 98L153 100L151 99V101H154V103H157V104H159V102H160V104H163V103H171V102L173 103V101L176 103V101L178 100V94H177V92H175V91L172 92V93H171V91H170V93H169L168 95L166 94L167 97H166V96L164 97ZM43 97H44V98H43ZM79 97H81V96H79ZM98 97H99V96H98ZM134 97H136V98H134ZM139 97H140V98H139ZM157 97H158V100H157ZM41 98H42V99H41ZM45 98H46V99H45ZM69 98H71V97H69ZM76 98H75V100H76ZM103 98H104V101L106 102V101H107L106 98H105V97H103ZM123 98H124V99H123ZM61 99L63 100L64 103H62V102L60 103V102L58 101V100L62 101ZM65 99H66V101H65ZM91 99H92V98H91ZM121 99H123V100H121ZM129 99H131V100L134 99V100L131 101V100H129ZM138 99H139V101H138ZM140 99H141V100H140ZM33 100H34V101H33ZM71 100H72V98H71ZM73 100H74V99H73ZM78 100H79V98L77 99V102H76V103H78ZM149 100H150V99H149ZM149 100H148V101H149ZM40 101H41V102H40ZM46 101H47V102H46ZM48 101H49V102H48ZM54 101H56V102L54 103ZM90 101H94V100H90ZM108 101H107V102H108ZM119 101H118V102L114 101V102H116V104H118ZM156 101H157V102H156ZM161 101H162V102H161ZM165 101H166V102H165ZM73 102H75V101H73ZM110 102H109V103H110ZM114 102H113V103H114ZM42 103H43V105H42ZM127 103H126V104H127ZM61 104H62V105H61ZM91 104H92V102H91ZM91 104H90V106H91ZM120 104H121V102H120L118 105H120ZM92 105H93V104H92ZM121 105H123V104H121ZM121 105H120V106H121ZM124 105H125V103H124ZM134 105H135V106H134ZM53 106H51V107H53ZM62 106H63V107H62ZM72 106H71V107H72ZM141 106H142V107H141ZM51 107H50V108H51ZM64 107H65V108H64ZM66 107H67V109H66ZM93 107H94V108H93ZM127 107L129 108V110L132 109L131 111H132V113L135 114V116H134L135 118H136V117H140L142 120H141V119H137V118H136V119H137V120H136L135 118L131 117L130 115H131L132 113H130V115H129V112H131V111H129V110L127 109ZM132 107H133V108H132ZM143 107H144V108H143ZM40 108H41V107H40ZM74 108H76L75 111L77 110L76 113H73ZM115 108H116V107H115ZM115 108H111L113 113H114L115 111H117V110L113 111ZM47 109H48V108H47ZM47 109H46V111H48ZM116 109H117V108H116ZM120 109H121V108H120ZM122 109H121V110H122ZM125 109H127V110H125ZM96 110H97V111H96ZM142 110H143V112H142ZM75 111H74V112H75ZM109 111H110V110H109ZM109 111H108V112H109ZM123 111H122V112H123ZM136 111H137V113H135ZM144 111H145V112H144ZM5 112H7V111H5ZM39 112H41V111H39ZM48 112H49L48 114H50V109H49ZM80 112H82V113H80ZM110 112H111V111H110ZM2 113H3V111H2ZM8 113H9V112H7L6 114H8ZM11 113H12V114L14 113L15 116L17 115V116L15 117V118H16V122H17V123H20L21 128L24 127L23 129H27V130L29 129V127H28L29 122L27 121L28 123H26V124H22V123H24V122L20 120L21 115L18 114L17 111H16V112L13 111V112H11ZM11 113H10V114H11ZM78 113L81 114V115H79V117L77 116ZM144 113H145V114H144ZM42 114L45 115V116L43 115V117H45V118L47 117V118L49 119V116H50V115H47V112L44 113V112L42 111ZM62 114H63V117H64V118H62ZM108 114H112V113H108ZM108 114H107V112H106V115H105V112L103 113L104 116H107ZM134 114H133V115H134ZM138 114H139V115H138ZM1 115H2V114H1ZM87 115H90V116H93V117L96 116L95 118H96V121H97V122H96L95 120H92L93 123H91L90 121H89L90 123H88V121H87V120H88V119H87ZM108 116H109V115H108ZM113 116H116V117H117V115H112V117H113ZM141 116H142V117H141ZM2 117H4L3 119H5V118L7 117V115H6V116L4 115V116H2ZM2 117H1V118H2ZM120 117H119V118H120ZM128 117H129L130 119H129ZM143 117H145V118H143ZM61 118H62V120H61ZM109 118H108L107 120H109ZM48 119H47V120H48ZM64 119H65V120H64ZM128 119H129V120L132 119V121H133V119H135V121H140V120H141L142 123H141V122H140V123H139V122H135V121H133V123H132V121H129ZM72 120H71V121H72ZM107 120H106V122L108 123ZM122 120H123V121H122ZM146 120L148 121V123H147V122H143V121H146ZM128 121H129V122H128ZM21 122H22V123H21ZM25 122H26V121H25ZM86 122H87V125H89V126L86 125ZM127 122H128L129 124L132 123V125H134V127L137 126V127H136L137 129H138V126H139V125H140L141 127L144 126V128L142 127V130H140L141 128L138 129V130H137L136 128H135V129L133 128V129L135 130L134 133H133V131H132L133 129L131 128V125L129 126V124H127ZM157 122L159 123V121H157V120H155V121H151V123L154 124V125H156ZM56 123H57V122H56ZM58 123H57V124H58ZM74 123H75V125H73ZM76 123H77V125H78L79 127L76 125ZM135 123H136V125H135ZM158 123H157V124H158ZM92 124H93V125H92ZM112 124H111V125H112ZM125 124L128 125V126H126ZM137 124H138V125H137ZM143 124H144V125H143ZM25 125H27V127H26ZM29 125H30V124H29ZM67 125H68L69 128L67 127ZM85 125H86L87 127H86ZM120 125H121V127H120ZM124 125H125V126H124ZM71 126H72V128H71ZM92 126H93V128H92ZM122 126H124V127H122ZM9 127H10V126H9ZM11 127H12V125H11ZM11 127H10V128H11ZM66 127H67V128H66ZM77 127H78V128H77ZM88 127H89V128H88ZM94 127H95V128H94ZM125 127H126V128H125ZM129 127H130V130H128ZM6 128H7V126H6ZM6 128H4V129H0V130H6ZM10 128H9V129H10ZM13 128H14V127H12V130L10 129V130L12 131L11 133L18 134V132L15 133L17 129H15V128L13 129ZM30 128H32V126H31ZM62 128L58 127L57 130L60 131V129H62ZM83 128H84V129H83ZM117 128H116V130H117ZM9 129L6 130V134H7V131H8ZM23 129H22V130H23ZM85 129H86V130H85ZM98 129H99V130H98ZM107 129H109V128H107ZM121 129H122V131H120ZM131 129H132V130H131ZM19 130H20V128H19L17 131H19ZM22 130H21V131H22ZM29 130H30V133H31V129H29ZM29 130H28V131H29ZM69 130H70V131H69ZM94 130H95V132H94ZM104 130H105L104 132H106V134H107V135H105V136H108V134L110 135V133H109V130H110V129L108 130V133H107L106 129H104ZM124 130H125V131H124ZM136 130H137L138 132H137ZM139 130H140V132H139ZM156 130H158V131L156 132ZM23 131H24L23 133L27 134L25 130H23ZM75 131H76V132H75ZM83 131H84V132H83ZM88 131H90V132L93 131L94 135H93L92 132H91V133H88V134H90V136H88V134H87ZM131 131H132V132H131ZM0 132H1V131H0ZM9 132H10V131H9ZM9 132H8V133H9ZM3 133H4V131H3ZM33 133H34V132H33ZM48 133H49V132H48ZM70 133H71L73 136H71ZM121 133H122V134H121ZM139 133H140L141 135H140ZM143 133H144V134H143ZM28 134H29V133H28ZM86 134H87V135H86ZM91 134H92L93 136H92ZM118 134H120L121 138H120V136H119ZM10 135H11V134H10ZM75 135H76V136H75ZM82 135H83V137H82ZM99 135L102 136V139H103L102 142L105 143V144H103L102 142L99 143L100 140H98V139H101V138H99ZM4 136H5V134H3V135L0 134V140L2 139L0 143H2V141H4V139H6ZM30 136H31V135H30ZM91 136H92V137H91ZM122 136H123V137H122ZM87 137H88V138H87ZM116 137H117V138H116ZM124 137H125V138H124ZM131 137H132V138H131ZM3 138H4V139H3ZM7 138H8V134H7ZM11 138H12V139H10V137H9V139H10L11 141L14 140V139H13V135H11ZM14 138H15V140H16V137H14ZM39 138H41V137H39ZM42 138H43V137H42ZM97 138H98V139H97ZM74 139H75V141H76V140H77V141L75 142ZM81 139H82V140H81ZM89 139H90V140H89ZM95 139H97V140L95 141ZM114 139H115V141H114ZM116 139H117L118 141H120V142H121V140H122V142H121L120 144H118L119 142H118ZM119 139H121V140H119ZM15 140H14V141H15ZM24 140H26V139H24ZM36 140H37V139H36ZM58 140H59V142H58ZM88 140H89V141H88ZM71 141H72L73 143H71ZM78 141H79V142H78ZM83 141H84V142H83ZM93 141L96 142V143H94ZM97 141H98V142H97ZM57 142H58V143H57ZM62 142H63V143H62ZM74 142H75V143H74ZM82 142H83V143H82ZM117 142H118V143H117ZM133 142H135V143H133ZM24 143L26 144L27 142H23L22 144L24 145ZM38 143H39V141H38ZM97 143H98V144H97ZM110 143H109V144H110ZM60 144H61V145H60ZM73 144L75 145V149H74V146H72ZM117 144H118V145H117ZM121 144H122V146H121ZM135 144H136V145H135ZM3 145H4V144H0V148L4 147ZM20 145H21V144H20ZM26 145H28V143H27ZM29 145H30V144H29ZM52 145H53L55 148H54ZM56 145H57V146H56ZM86 145H87V144H86ZM100 145H101V146H100ZM103 145H104V146H103ZM142 145H141V146H142ZM105 146H106V147H105ZM111 146H112L113 148H112ZM135 146H136V147H135ZM137 146H138V147H137ZM11 147H12V146H11ZM28 147H30V146H28ZM32 147H33V146H32ZM44 147H45V148H44ZM61 147H63V148H61ZM91 147H92V146H91ZM94 147H95V148H94ZM97 147H98V148H97ZM103 147H104V148H103ZM110 147H111V149H110ZM115 147H116V149H115ZM5 148H6V147H5ZM5 148H3V150H5ZM14 148H15V147H14ZM17 148H18V147H17ZM25 148H26V149H25ZM52 148H54L53 151H52ZM59 148H60V149H59ZM89 148H90V147H89ZM117 148H118V149H117ZM137 148H138V149H137ZM18 149H19V148H18ZM91 149H92V148H91ZM105 149H108V150H105ZM134 149H135V150H134ZM142 149H143V150H142ZM6 150H7V149H6ZM109 150H110L109 154L111 153V150L113 151V155H111V156H117V154H118V155L120 154L119 156L115 157V158H119V157H120V158H119V160L115 159V160L111 163V165H112V166L114 165V166L108 168V167L101 166L100 163H102L103 160L100 158V156H101L100 154H101V153H103V154H106V153H107V154H108V151H109ZM0 151H2V150H0ZM34 151H35V152H34ZM49 151H52L53 153H52V152H49ZM88 151H89V152H88ZM102 151H103V152H102ZM119 151H120V152H119ZM140 151H141L142 153H141ZM16 152H17V151H16ZM16 152H15V154H16ZM18 152H19V150H18ZM28 152H27V153H28ZM30 152H29V153H30ZM92 152H93V153H92ZM95 152H96V153H95ZM104 152H105V153H104ZM82 153L85 154V152H82ZM87 153H86V155H87ZM97 153H98V154H97ZM136 153H137V154H136ZM154 153L156 154L157 152H154ZM191 153H193V152H191ZM4 154H5V153H4ZM18 154H19V155L16 156V158L19 157L20 160H24L25 162L27 161L26 158H24V157H26V155H27L26 153H25V154L22 153V154H24L25 156H20V155H22V154H20V153H18ZM30 154H31V153H30ZM84 154H83V155H84ZM93 154H94V156H93ZM133 154H135V157H134ZM142 154H143V155H142ZM7 155H8V154H7ZM44 155H45V156H44ZM80 155L82 156V154H80ZM156 155H157V154H156ZM156 155H155V156H156ZM84 156H85V155H84ZM137 156H138V157H137ZM20 157H21V158H20ZM46 157H48V158H46ZM12 158L14 159L15 157H12ZM12 158H11V159H5L6 161H4V160L1 161V164H2V163L5 164V163H7L8 161L10 162V164L16 162L17 160L19 161V159H16V158H15V159L13 160ZM43 158H44V160H43ZM121 158H122V159H121ZM135 158H137V159H135ZM37 159H38V157H37ZM64 159H66V161H65ZM92 159H93V161H92ZM120 159H121V160H120ZM124 159H125V160H124ZM11 160L14 161V162H12ZM18 161H17V162H18ZM24 161H23V162H24ZM43 161H44V162H43ZM9 162H8V163H9ZM21 162H22V161H21ZM25 162H24V163H25ZM27 162H28V161H27ZM27 162H26V163H27ZM199 162H200V164H201V161H200V160H199ZM53 163H54V164H53ZM68 163H69V164H68ZM70 163L73 164V166H71ZM103 163H104V162H103ZM120 163H121V164H120ZM29 164H30V166H29ZM40 164H41V166H40ZM52 164H53V165H52ZM66 164L68 165V167H67ZM117 164H118V165H117ZM6 165H7V164H6ZM43 165H44V166H43ZM33 166H32V167H33ZM70 166H71V168H70ZM74 166H77V169H76V167H74ZM118 166H119V167H118ZM138 166H139V165H138ZM3 167H4V166H3ZM48 167H49V168H48ZM100 167H101V168H100ZM190 167H191V166H190ZM192 167H194V165H192ZM192 167H191V168L185 167V169L188 168V169L191 170ZM6 168H7V167H6ZM40 168H41V169H40ZM54 168H56V169H54ZM182 168H184V166H182V167H178V168H176V170H175V169L173 170V172L175 171V174H174V175H175V176L177 175L176 178L181 177V175H185L186 172H187V174L191 173V174L193 175V170H192V171L189 170V171H190V172H189V171H186L185 169H182ZM37 169H38V170H37ZM51 169H52V171H51ZM71 169H72V171H71ZM73 169H74V170H73ZM89 169H90V170H89ZM177 169H178V172H179V173L177 172ZM188 169H187V170H188ZM194 169L196 170V173H197V171H199V169L196 168V167H195ZM3 170H4V169H3ZM48 170H49V171H48ZM88 170H89V171H88ZM137 170H138V171H137ZM182 170H183V171H182ZM30 171H31V173H30ZM65 171H66V172H65ZM185 171H186V172H185ZM25 172H26V174H25ZM27 172H28V173H27ZM43 172L46 173L47 175L44 174ZM47 172H48V173H47ZM51 172H52V173H51ZM70 172H71V173H70ZM87 172H86V174H88ZM99 172H101V173H103V174L100 175ZM138 172H139V173H138ZM180 172H181V173H180ZM40 173H41V174H40ZM50 173H51V174H50ZM73 173H75L76 176H74L75 174H73ZM136 173H137V174H136ZM177 173H178V174H177ZM182 173H183V174H182ZM22 174H23L24 176H23ZM38 174H39V175H38ZM71 174H72V177H71ZM191 174H190L191 178H195V177H193ZM9 175H11V176H9ZM13 175H14V176L16 175V176L14 177ZM35 175H37L38 177H40L39 180H42V181H43V184L45 185V186H44L45 188H44L43 186H41V185H42V184H41V181H40V183L37 182V181H39V180L37 179V177H36ZM66 175H67V176H66ZM174 175H173V177L175 178ZM178 175H180V176H178ZM199 175L203 176L200 172H199ZM46 176H47V178H46ZM51 176H52L54 179L51 178ZM73 176H74V177H73ZM190 176H189V178H190ZM7 177H9V178H7ZM64 177H65L67 183L65 182V183L63 184V182L65 181V180H64ZM69 177H71L73 180H72L71 178H69ZM31 178H32V179H31ZM142 178H143V179H142ZM176 178H175V180H171V179H173V178L171 177V179H170L171 182H172V181H174V182L170 183V185L173 184V186H176V187L179 186V182H178V180H180V179H178V180L176 181ZM4 179H5V178H4ZM6 179H5V180H6ZM33 179H36V180H34V181H35L34 184H38V185H36V186L33 185V183H32ZM51 179H52V181H53V180L55 181V184H54V181H53V182L51 181ZM26 180H24V181H26ZM57 180H59L58 182H60V183L62 182V181H60V180H64V181L62 182L63 185H61V184L59 185V183L57 182ZM71 180H72V182H70ZM48 181H51V182H48ZM68 181H69V183H68ZM175 181L178 183V185H176L177 183H175ZM183 181H184V180H183ZM28 182L30 183V181H28ZM44 182H45V183H44ZM56 182H57L58 184H56ZM180 182H182V180H181ZM47 183H48V185H47ZM49 183H50V184H49ZM51 183H53V184H51ZM70 183H71V184H70ZM3 184H4V183H3ZM3 184H2L1 187H4V189H6V187L3 186ZM7 184H8V183H7ZM21 184H23V181L19 183V186H20V187H23V186H21ZM24 184H25V183H24ZM174 184H175V185H174ZM4 185H5V184H4ZM32 185H33V186H32ZM71 185H72V186H71ZM94 185H96V186L98 185V186H99V183H96V182H95ZM142 185H143V186H142ZM14 186H15V185H14ZM19 186L16 185V188L19 187ZM28 186H30V185H28V183H27L26 187H28ZM171 186H172V185H171ZM183 186H184V185H183ZM31 187H30V188H31ZM52 187H53V189H52ZM54 187H55V190L57 189L56 191L54 190ZM23 188H24V187H23ZM43 188H44V189H43ZM142 188H143V189H142ZM146 188H147V187H146ZM1 189H2V188H1ZM20 189H22V188H20ZM49 189H51V190H49ZM59 189H60V190L62 189V190L60 191ZM140 189H142V191H141ZM8 190H7V194L10 193V192H12V190H14V189H12L10 192H9ZM23 190H24V189H23ZM26 190H24V191H26ZM44 190H45V191H44ZM47 190H48V191H47ZM3 191H4V190H2V192H3ZM14 191H15V190H14ZM53 191H54V192H53ZM4 192H5V191H4ZM22 192H23V191H22ZM44 192H45V193H44ZM137 192H140V193H137ZM0 193H1V190H0ZM12 193H13V192H12ZM18 193H16V194H18ZM20 193H19L18 195H20ZM49 193H50L51 195H50ZM52 193H53L54 195H52ZM128 193H127V194H128ZM152 193H153V192H152ZM7 194L4 193V195H7ZM16 194H15V195H16ZM29 194H30V195H29ZM36 194H37V195H36ZM43 194H44L46 197H48V198H46L48 201L45 199V197H44L42 200H43V201L46 200V201H47L46 203H48L49 205H47L46 203H42V200H38V201L41 202L42 204H45L44 207H42L43 205H42L41 203H39V204H41V206L38 205V204H37L38 202H37V200H36V198L38 199L39 196L42 198V196H44ZM136 194H137V195H136ZM139 194H140V195H139ZM0 195H3V193H1ZM8 195H9V194H8ZM18 195H17V196H18ZM25 195H26V196H25ZM38 195H39V196H38ZM56 195H57V196H56ZM60 195H61V199L59 198ZM37 196H38V197H37ZM50 196H51V197L53 196V198H54V197H56V198L53 199V198H50ZM134 196H138V197H140V198H138V199H133L132 197H134ZM258 197H260V196H258ZM258 197L256 198V199H258V200H256V202H255V205H256V206L259 204V201H260V200H259L260 198H258ZM41 198H40V199H41ZM141 198H142V199H141ZM52 199H53V201H52ZM140 199H141L142 201H141ZM20 200L22 201V198H21ZM20 200H19V201H20ZM27 200H30V199H27ZM31 200H32V199H31ZM31 200H30V201H31ZM136 200H137V201L139 200V201L137 202ZM14 201H17V200H14ZM14 201H13V202H14ZM51 201H52V202H51ZM6 202H7V203L10 202V200H8V201L6 200ZM6 202H5V199H4V202H3V200H1V203H0V204L5 203V204H3V205H7ZM13 202H10V204L13 205V204L17 203V202H15V203H13ZM64 202H66L65 199H63V202L60 203V205L63 206ZM136 202H137V203H136ZM21 203H22V202H21ZM28 203H29V202H28ZM30 203H31V202H30ZM54 203H53V205H55ZM10 204H9V205H10ZM18 204H19V203H18ZM35 204H36V206H35ZM9 205H8V207H10ZM46 205H47L48 207H50L52 210H51L50 208L45 209ZM60 205H58V206H59L58 208H57V205H56V208H57L59 211L61 210V213H62V214L60 213L59 216L62 215L63 218H60V219H61L60 221H59V218H58V220H57V221H58V224H57V225H60L59 227L64 226V228H67L69 223H68V224L66 225V227H65V225H64V223L66 222L65 219H67V218L69 217L68 215H71V218H72V216H73V212H72V211L70 212L69 210H73V209L71 208L72 206H71L70 204H68V205H69V206H68V205L65 203L63 208L65 209V208L67 207V208H69V209H68V211H64V210L61 209L62 207H60ZM39 206H40V207H39ZM8 207H5V208H8ZM36 207H37V208H36ZM74 207H75V210H76V206H74ZM74 207H73V208H74ZM54 208H55V207H54ZM70 208H71V209H70ZM256 208H257V207H256ZM10 209H11V208H9V211H11ZM14 209H15V208H14ZM14 209L12 210L13 212L15 211ZM16 209H17V208H16ZM18 209H19V208H18ZM18 209H17V210H18ZM44 209H45V210H44ZM49 209H50V210H49ZM78 209H79V208H78ZM136 209H137V207H136ZM7 210H8V209H7ZM7 210L4 209V208H3V209L0 208V212H2V214H3V216H1V220H2V218L4 217V220L2 221V222H4V223L0 222V236L3 237V238H2V239H3L2 241L8 240V239H5V236H7L8 232H6L5 230H3V227H10V228L14 227V228H16V229H20L21 227H25V231H26L27 227H29V228L37 227V228H40V229H44V228H45L44 224H41V223H34V224H33V223H29V221L26 220V219H29L28 216H27V215H26V216L23 215V216L26 217V219H25V218L22 217V213H21V215H20V212H19V215H18V216L21 217L22 219H21V220L19 219L18 222H14V219H12L13 217L11 218V215H10L9 213H8L9 215H7V213L5 212V211H7ZM17 210H16V214H17ZM19 210H20V209H19ZM19 210H18V211H19ZM48 210H49V211H48ZM58 210H56L55 212L58 213ZM65 210H66V209H65ZM75 210H73V211L75 212L74 214L76 215V211H75ZM9 211H8V212H9ZM21 211H22V210H21ZM44 211H45V212L48 211L47 213H45V215H46L45 217H44V213H43ZM77 211H78V210H77ZM64 212H66V213L68 212V213H67V214H64ZM69 212H70V213H69ZM80 213H82V212H77V215H79ZM4 214H5L7 217H5ZM82 214H83V213H82ZM84 214H85V213H84ZM103 214H104V213H102V215H103ZM105 214H106V213H105ZM28 215H29V214H28ZM56 215H58V214H56ZM64 215H65V216H64ZM99 215H100V214L95 215V218H96V216L98 217ZM102 215H101V216H102ZM106 215H107V214H106ZM8 216H10V217H8ZM34 216H35V215H34ZM104 216H105V215H104ZM250 216H251V217H250ZM254 216H255V215H254ZM257 216H258V217H257ZM32 217H33V216H31V218H32ZM37 217H36V218H37ZM248 217H249V218H248ZM252 217H253L252 215L246 216L245 219H248V220L250 219L249 222H246V224L243 223V224L240 225V226H239V224H241V223L236 222V220H237L236 217L231 218L232 220L234 219L233 222H232V221L229 222V223L226 224L225 227L222 229V230H223V233H222V234L224 235V232H225V234H226L227 237H225V239H223L224 236L221 237V236H220L221 234H220V235L218 234V232H220V231H222V230H220V231H218V232L216 233V238H214V236H215V233H214V234H213L214 236H213L212 238L209 239V240L213 239L212 241H214V243L212 242L210 245H208L209 247H207L208 249H206V250H207V251H211V250H212V251H215V249H213V248H216V250H217L218 247H219V250L221 249L222 252L225 253V258H226V259L231 258V257L233 256V254H235V253H233V251H237V250L240 251V250H241L240 253H241L242 255H241V257H239L238 259H239L240 261H242L243 264H252V263H253V264H264V250H263V249H264V245H263V249H262V248H260L261 245H260V243H259V242H260V240H259V239H260V238H259V235H261V232L263 231L262 228L264 227V215H263V213H262V214H257L256 217H257L258 219L255 218V220H253L254 217H253V218H252ZM260 217L262 218L261 221H260ZM31 218H30V219H31ZM34 218H35V217H34ZM56 218H57V216H55V219H56ZM71 218H70V219L68 218V221H69V222H70ZM100 218L105 219V218H108V217L105 216V217H100ZM100 218L98 217V219H100ZM137 218H138V216H137ZM241 218H242V217H241ZM62 219H63L65 222H64ZM96 219H97V218H96ZM135 219H136V218H135ZM31 220H32V219H31ZM100 220H102V219H100ZM62 221H63L64 223H62ZM253 221H257V222H256V225L259 224V227H257L258 225H257V226H256L255 224L253 225L252 223H255V222H253ZM59 223H60V224H59ZM261 223H262V224H261ZM62 224H63V225H62ZM65 224H66V223H65ZM141 224H142V225H141ZM45 225H46V223H45ZM100 225H103V224H101V223H100V224H97V227H99ZM123 225H124V224H123ZM123 225H120V226L122 227ZM125 225H127V224H125ZM125 225H124L123 227H125ZM244 225H245V226H244ZM95 226H96V225H95ZM227 226H228V227H227ZM262 226H263V227H262ZM127 227H128V226H127ZM245 227H247V228H245ZM250 227L252 228V230H248V228L250 229ZM260 228L262 229V231L259 233L258 231L261 230ZM225 229H226V230H225ZM241 229H242V231H241ZM244 229H245V230H244ZM143 231H144V230H143ZM247 232H248V233H247ZM250 232H251V233H250ZM12 233L15 234V231H13ZM236 233H237V234H236ZM92 234H93V235H92ZM127 234H129V235L131 234V235H132V234H137V232H136V233H135V232H132V233L130 232V233H127ZM62 235H64V234H62ZM90 235H91V236H95L96 234H95V233H91ZM231 235H232V236H231ZM246 235H247L248 237H247ZM253 235H256V236L254 237ZM218 236H219V238H221V239L215 240V239L218 238ZM228 236H230V237H234V238H230V237L228 238ZM235 236H238V238L235 237ZM240 236H241V237H240ZM244 236H245V237H244ZM249 236H252V237H250V238H252V241H253V239H255V241L258 242V245H259L258 248H257L258 245L256 244V242H255V243L253 242L254 244H251V243L249 242V241H250V240H248V239H250ZM257 237H258V239H257ZM235 238H236V239H235ZM241 238H242V239H241ZM222 239H223V241H222ZM226 239H227V240H226ZM232 239H233V240H232ZM234 239H235V240H234ZM243 239H244V240H243ZM61 240H62V239H61ZM80 240H81V245L84 244V243L82 244V242H84V241H82L83 239H79V242H78V240H77V242H78L77 245H78V246H81V245H79ZM107 240H108V239H104V240L102 239V240H98V241H96V242L102 244V245H103L102 248H103V250H105V251H106V249H107V250L109 249L108 251H119V249H120V251H135V248H134V250H133V247L129 248V246H127V245L124 246L126 243H125L124 245H122V246L126 247L125 250H123L124 247L121 249L122 246L114 244V243H115V240H112L113 242H112L111 240H108V241H107ZM224 240H225V242L228 241V240H229L230 242H226V244H224V243H225ZM231 240H232V241H231ZM241 240H242V241H241ZM247 240H248V241H247ZM57 241H58V245H59V244H60V245H63V242H65V241L68 243L67 239L63 240V242H61V243H59V242H60L59 239H58ZM86 241H87V240H85V243H86ZM88 241H89V240H88ZM101 241H102L103 243H102ZM220 241H222V243H223L224 245H223L222 243H220ZM0 242H1V240H0ZM108 242H109V243H108ZM110 242L113 243L115 246H114V245H112V246H108V245H107V246H108V248H107L106 244H107V243L110 244ZM208 242H209V241H208ZM215 242H216V243H215ZM218 242H219V244H218ZM237 242L240 244V246L238 247L237 250H236L234 247H233V248H230V247H232V244H233V243L235 244V243H237ZM246 242H249V244L246 243ZM209 243H210V242H209ZM209 243H208V244H209ZM227 243H228V244H227ZM229 243H230V244H229ZM241 243H242V244H241ZM243 243H244V244H243ZM64 244H65V243H64ZM215 244H218V246L215 245ZM247 244H248V245H247ZM110 245H111V244H110ZM212 245H213V246H212ZM226 245H228V247H227ZM229 245H230V246H229ZM113 246H114L115 248H116L117 246H118V247H117L116 249H115V248L113 249ZM211 246H212V247H211ZM216 246H217V247H216ZM221 246H223V248L226 249V250H223V248H222ZM241 246H242V247H241ZM243 246H244V247H243ZM246 246H247V247H246ZM109 247H111V248H109ZM127 247H128L130 250H128ZM240 247H241L243 250H242ZM245 247H246V248H245ZM255 247H256V248H255ZM229 248H230V249H233V250H230ZM249 248H250V249H249ZM253 248H255L256 250H254ZM246 249L249 250V251H247ZM260 249L263 250V251H261ZM100 250L103 251L102 249H100ZM136 250H137V249H136ZM203 250H204V249H203ZM206 250H204V251H206ZM91 251H92V250H91ZM53 252H57V251H53ZM201 253H202V252H201ZM252 261H253V262H252ZM251 262H252V263H251Z\"/></svg>","mask_w":264,"mask_h":264}]
</instances>
